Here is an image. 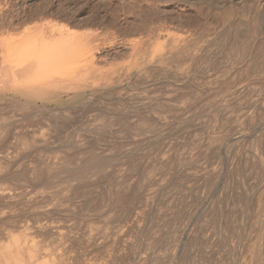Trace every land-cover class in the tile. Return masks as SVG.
<instances>
[{"label":"rangeland","instance_id":"obj_1","mask_svg":"<svg viewBox=\"0 0 264 264\" xmlns=\"http://www.w3.org/2000/svg\"><path fill=\"white\" fill-rule=\"evenodd\" d=\"M5 1L13 2L14 3V2L23 1V0H5ZM53 1H58V0H53ZM73 1H74V4H79V3H82V2L84 3V5H88V4L91 5V3L93 5H97V4H99V5L101 4L102 5L103 4L102 6L100 5V6H97V7L100 8V10L102 11V15H105V16H103V19L105 21V25H102L101 27L91 26L90 29L91 30L94 29L92 31L93 32L95 31L96 34H98L97 37L100 38V39L97 38V41H96V43H98L100 45V47H101V49L98 51L99 52L98 55H100L102 57V59H101V57L99 56V59H100V62H101L100 63L98 61L99 66L102 67L101 69L103 70V72L105 70L109 69V70H107V72L109 71V74L110 75L106 71H105V74H107L108 77L110 76V78H109L110 80L112 79L111 82H109L110 85H112V86H108L109 88H107V89L117 88L120 98L122 97L121 98L122 99L121 100L122 103H120V102L118 103L120 106L118 104H116L114 107L115 108L118 107L117 108V112L121 116H123V117L126 116L127 119H130V120H127V119L126 120H127V122H130L131 124L130 123L123 122V123L119 124V126H122V127H119V128H121V129H119L118 127L112 125V122L109 121L110 119L109 120L105 119L106 121L105 120H98L92 114L91 115L89 114L90 117L84 118L83 121H79L80 123L77 122V125L76 124H75L76 126L74 125L75 126L74 127L75 131L73 129L72 133L70 134V136L71 135L72 136L71 137L69 136L68 139H65V140L66 141L68 140L67 142H71V143L73 141L72 144L74 145V148H77V147L79 148L80 145L81 146L84 145V147H86L87 145H90L89 148L91 150V148L95 144L97 146L95 147V145H94V147L96 148V151L97 152L99 151V152L98 153L97 152H94V153L95 154L97 153L98 156L97 155H95V156L94 155H90V156L86 155V157H84L82 155L83 157L82 156H79L81 158L75 157V158H65V159L64 158H41L40 159V158H32V157L30 158L29 156H25L24 155L23 157H19V158H0V185L1 184L3 185L2 186L3 188L0 186V250L5 245H7L8 243H10V244L14 243V240L13 239L16 240V235H17V238L20 237L21 238V241L24 243V245H23L24 248L27 246V249L28 250H31L32 249L31 248V244L32 243H30V242H33L32 241L33 238H34V241L36 239V241H35L36 243L35 244L36 245L38 244V245H37V247H34L35 244H32V247L33 248H36V250H38V251H36V250L34 251L33 249L31 250V251L37 252V253H35V256H36L35 258L36 259L39 258L40 260H42V257H43V259L46 258L47 261H49V260L50 261H53V264H139V263H141V264H148V263L149 264H154V263L155 264H159V263L160 264H164L166 261H167L166 263H168L169 260H170L169 257H168L169 256L168 253L166 254V257H165V253L168 252V251L165 250L164 247H166L167 243H169L173 239V237H172L173 234L175 236V234H176L175 231L177 232V227L179 226V224L182 223V222H186V220H188V219H191L190 220L191 225L186 228V230L182 234L181 238L178 239V241H179L178 243H179L180 250L186 251V249H187V252H188L189 247H190L189 245H191V243L194 241V240H191V238L193 236L194 237L195 236L198 237L201 234L207 240L209 239L211 241V243H210V241L208 240V242H209L208 245H210V248L208 247L209 248L208 249L209 251H206L207 249H205L206 252L204 251V253L205 254H209L208 256L210 257V259H211L212 255L215 254V255L218 256V258L220 257L222 259V261H221V259L216 258L217 256H215V255H213V257H215V258H212L210 261L207 259L208 260L207 261L206 260V257H208L207 255L206 256H203L200 253V255H201L200 256L199 255V249L195 250L196 249V247H195V248L192 249L193 250L192 251L191 250V247H190V250L192 252L191 251H189V252H191L193 255H191V253H189V252L188 253L190 255L187 252H186V254L185 253L182 254V255L185 254L186 255L185 257L188 256L187 257L188 259H184V257L181 256V259L180 258L171 259L168 264H181V263L183 264V262H184V264L186 262H187L186 264H200L198 262L199 260L203 264H206V263L207 264L208 263L209 264H218V263L220 264L221 262H222L221 264H223V263L224 264H256L254 262L255 260H253L254 259L253 255H250L251 253H250V250H249V247L248 246H249V244H251V242H253V239L255 237V236L253 237V235H255L254 234L255 233V230H254L255 229V225L262 223V221L264 220L263 219L264 218V209L259 208L258 205H255V204H257V199L256 198L259 197L260 195H262L264 193V188H263L264 187V173L260 171V168L261 169H264V167H263L264 166V162H263L264 161V156H263L264 155V145H263L264 144V137H263L264 136V122H263L264 121V117H261V115L264 116V114H263L264 113V109H263L264 108V105H263L264 104V98L262 99V97H264V86H263L264 85V75H263L264 74L263 73L264 72V68L263 69L261 68V70L258 69L259 72L256 71V73H258V74H256V75L254 74L255 79L253 78V75L252 76H249V77L246 76L247 78H245V76H244V78H241L243 81L240 79L237 82H231L232 83L231 84V83H229L231 81V78H230L231 76H230L229 77V80L230 81L228 80V82H226V81H224L226 79L224 78V76H222L223 71L224 70H227V69H230L231 68L230 66H232L233 63L236 62V61L232 57H230L231 55H229V54H233V51L232 50H231L232 53H229V54H226L225 53L226 51L225 52L222 51L219 54V50H217V47H216L215 44L217 42H219V40L221 38H224V35H225V37H227V36L230 35L229 37L233 38L235 36V32H236V35H238L239 37H246L244 35H246V34L248 35L249 34V32H248L249 26L250 25L252 26L255 23L254 21H257L256 23H259L260 26L259 25L258 26L261 27V30H262V32L260 33V35L262 34L261 37L264 38V36H263L264 35V0H154V1L151 0V2H150V0H133L134 2L132 0H73ZM102 1H105L104 3L106 5H104V3ZM147 3H149L150 5L147 4ZM139 4H140V6H139ZM65 6L67 7V9L71 8V6L73 7V5H68L66 3H65ZM106 6H108V7H106ZM232 6H233V8H232ZM243 9H244V11H243ZM148 11H150V12H148ZM151 11H153V12H151ZM222 11L225 12V13H223ZM82 13H85V11H83ZM137 13H139V14H137ZM85 15L84 14H81V15H78L77 17L75 15V17H73V18L71 17L72 19H68L66 17H61L59 15H54V16H49L50 18L48 17V18H46V20L49 19L53 23H57L56 21H58V22H61L62 21L63 23L64 22L65 23H70V27L72 29L76 30L77 32H81V31L83 32V31H85V32L88 33V31L90 32L91 30L90 29H87L86 26H84V25H78V24H76V26L73 25V22H79V21H74L73 20L74 18L75 19H81ZM154 15H156V16H154ZM152 16H153V18H152ZM117 18L119 20H117ZM197 18H199V19H197ZM135 20H136V22H135ZM197 20H198L199 23L197 22ZM114 21H116V22H114ZM36 22H37V20H36ZM139 23H140V25H139ZM143 23H144V25H143ZM256 23H255V25H256ZM16 25H17V28L12 29L11 32H13L14 30H15V32L16 31L18 32V31H21L23 29V28L22 29L19 28V26H21V24H16ZM16 25L13 26V27H16ZM131 25H132L133 28L131 27ZM153 25H154V27H153ZM160 25H162V26H160ZM246 25H247V27H246ZM128 26H129V28H126ZM141 26H143V27H141ZM122 28H124V29H122ZM134 28H135V30H133ZM245 28L246 29L248 28L247 31H246ZM106 31H107V33H106ZM230 31H231V33H230ZM245 31H246V33H245ZM95 32L93 34H95ZM123 33L124 34H127V35H124ZM175 33H176V35H175ZM237 33H239V34H237ZM149 34L152 35L151 38H150V35ZM103 35L106 36V37H104ZM260 35H259V37H260ZM126 37H127V39H126ZM146 37H148V38H146ZM179 37H181V38H179ZM129 38H131L132 40L129 39ZM231 38H229V40H232ZM146 39H148V40H146ZM135 40H137V42ZM182 40H183V43H182ZM185 40H187V41H185ZM130 41L133 44H131ZM139 41H141V42H139ZM215 41H217V42H215ZM109 42H110V45H109ZM161 42H163V43H161ZM178 42H181V43H178ZM140 43H141V46H139ZM134 44L138 45V47L135 46ZM152 44H154V46ZM159 44H161L162 46L159 45ZM173 44L174 45L183 44L186 47L188 46L187 48H185L183 45H181L183 47L182 49H186V53L189 52L188 53L189 55L188 56L185 55V57H183V58H181L179 56L177 58L173 57V60L174 59L175 60L173 61L172 58H171L170 59V60H172L171 63H170V60L168 59L169 60L167 62L168 64L161 63V61L158 58V55L160 57V54L163 51L165 52L167 50L173 49V46H174ZM190 44H191V46L189 47ZM168 46H170V47L168 48ZM126 47H128V48L126 49ZM136 47H137L138 50H136V54L135 53L133 54V52H135L134 50L136 49ZM157 47L158 48L160 47V49L158 50ZM191 47H194L193 50H192ZM114 48H115V50H114ZM161 48H163L164 50H161ZM139 49H141L143 52L141 50H139ZM191 50L192 51H195V52H192ZM129 51H130V55H129ZM217 51H218V53H217ZM228 51H227V53H228ZM137 52H138V54H137ZM131 54H133V55H131ZM132 56L133 57L135 56L134 59H135L136 62L135 61L133 62L134 59H133ZM146 56H147V58H145ZM206 56H208V57H206ZM227 56H228V58H227ZM191 57H192V59H191ZM195 57H197V58H195ZM185 58H188V60H185ZM148 59L150 60L149 62H148ZM197 59H199V61H197ZM200 59H202V61ZM206 59H208V60H206ZM209 59H210V61H209ZM156 60H157V63H156ZM211 60H212V62H211ZM153 61H155V62H153ZM183 61H185V62L183 63ZM232 61H234V62H232ZM123 62L125 64H123ZM130 62H132V63H130ZM165 62L166 61H164V63ZM109 63H110L111 66L108 67V68L105 67V66H108ZM134 63H137V65L134 66L133 65ZM203 63H205V64H203ZM229 63H231V64H229ZM116 64H119L120 66L117 65L118 68L117 67H114V66H116ZM183 64H185L184 66H186L187 64L188 65H187V67H184ZM193 64H195L194 67H193ZM207 64H209V65H207ZM125 65H126L127 68H125ZM131 65H132V67H130ZM164 65H167V66H165L166 67L165 69H164ZM188 66H190L191 68L188 67ZM113 67H114V69H113ZM153 67H154L153 70L156 69L158 71V74L157 73H154L153 74L154 76L152 75L153 78L151 76L150 77L148 76V78H147V76L144 77L145 76L144 73H146L147 70H149V69H151ZM167 67L169 68V70H168ZM182 67H183V69H182ZM104 68H107V69H104ZM130 68H133L132 69L133 71ZM101 69H100V71H101ZM125 69H126V72L124 71ZM129 69H130V71H128ZM142 69H143V71L140 73V71ZM161 69H162V71L159 72ZM191 69H193V70H191ZM135 70L138 71L139 73L138 72H135ZM181 70H183V71H181ZM199 70H200V72H199ZM179 71H181V73ZM124 72H125V74L129 73V75H130V73H132V75H130V76L128 74L125 75ZM195 72H196V74H195ZM113 73L114 74L116 73L115 76L117 78L115 76H113L114 75ZM261 73H263V74H261ZM121 74H123V75H121ZM162 74L164 75L165 78L162 77L163 76ZM259 75L261 77L263 75V79ZM119 76L122 77V78H118ZM113 77L116 79V81H117V79H120V81L118 80L119 82H117V83L115 81V83H116L115 84L114 82H112V81L115 80V79H113ZM125 77L128 78V79H126ZM129 77H131V78H129ZM198 77H199L200 80L198 79ZM250 78H252V80ZM259 79L260 80L262 79L263 82H262V80L260 81ZM123 80H124V82H123ZM245 80H246V82H245ZM240 81L242 83H245V84L243 85ZM131 82H132V84L129 85V83H131ZM146 82L148 84H146ZM255 83H257V84H255ZM126 84H127L128 87L126 86ZM133 84H135V85L133 86ZM238 84L240 86H237ZM246 84H248V85L246 86ZM192 85H193V87H192ZM249 85L251 86L250 89H248L249 88L248 87ZM152 86L153 87L155 86V87L154 88H150ZM233 86L234 87L236 86V87L234 88ZM244 86H245V88L246 87H248V88H246V90H245V92L243 94H239V92L236 91V89L239 88V87H241V89H244L243 88ZM132 88H133V91H131ZM136 88L139 89V91H137ZM149 88L151 89V91H150ZM255 88H257V89H255ZM259 88H262L263 90H260ZM144 89H145V92L146 93L144 92ZM190 89H191L192 94L190 92ZM225 89H226V91L227 90L228 91L226 92ZM233 89H234V92L233 93H235V94H232V92H230ZM247 90H251V91L253 90L251 92L252 94L249 91V95L250 96H247L248 95L247 94L248 93ZM258 90H260L261 93H263V94H261L262 97H261V95H259L260 92ZM102 91L103 90H101L100 93ZM120 91H121V93H120ZM134 91L136 92L135 94H137L139 97L137 95H135V96H137L136 98H138V99L137 100L135 99L136 101H133V103H135V104H133V103L130 102V104L133 105V106H131L129 104V102H128L130 100V98H129L130 95L128 96V94L130 92L132 94H134ZM154 91H155V93H154ZM184 91H185L186 94H184ZM199 91H200V94L198 93ZM236 92H238V93H236ZM141 93H142L143 96L140 95ZM151 93H152V95H151ZM245 93H246V95H245ZM255 93H256V95H255ZM126 94H127V96H126ZM182 94H184V95L182 96ZM228 94H230V95H228ZM117 95L118 94H116L115 96H117ZM123 95H124L125 98L123 97ZM149 95H151V96H149ZM252 95L256 98V100H255L256 104H255V102L254 103L251 102V104L253 103L251 105L250 104V100L251 99H253V100L255 99V98H253ZM146 96H148V97H146ZM243 96H245V99L247 98L248 100L247 99L245 100ZM259 96H260L259 99H261L260 102L262 103V105L259 104L260 102L258 103L259 100H257L258 99L257 97H259ZM149 97H150V99L152 97V99L150 100ZM63 98L67 99L65 96H63ZM183 98H185L184 101H183ZM102 100H104V99L102 98ZM242 100H243L244 103H241ZM253 100H251V101H253ZM130 101H132V100H130ZM246 101L247 102L249 101V103L246 104ZM136 102H138L139 104L136 103ZM182 102H184V103H182ZM125 103L126 104L128 103V104L126 105ZM212 103H213V105H212ZM230 103H232L233 105H231ZM69 105L70 106L71 105H75L74 108H77V109L79 108L80 109V105L81 104H80V101H75V102L68 101V103L65 102V103L58 104V105L57 104L55 105L53 103L51 105H48V107L49 108H53V107H56V106H61V108L64 109L66 107H69ZM134 105H136L135 108H134ZM247 105H249L248 106L249 110H247L248 108L247 109H243L244 106L246 108ZM253 105H255V106L253 107ZM122 106L124 108H122ZM223 106L224 107L226 106L225 107V110L226 111L224 110V107ZM227 106L230 107V108H228ZM138 108H139V110H138ZM77 109H73V110H77ZM124 109H126V110H124ZM229 109H231V110H229ZM236 109L237 110L239 109L238 112H237ZM32 110H34V109H32ZM32 110L30 108H22V111H21V109H19L18 107L17 108L16 107H13L11 109L4 110V111L7 112V113H5V116L4 117L7 118V116L9 115L11 117V119L10 118L5 119V122H7V124L4 122V118L3 119H0V126H1L0 127V129H1L0 130V132H1L0 134L1 135L5 134L4 133L5 132L4 129L11 127V131H12L11 135L12 136H10L9 145H11L13 143H17V146L19 144L21 145V138L18 137L20 135V131L19 130H21L22 126H24V124H26L25 121H23V122L21 121V120H23L22 119L23 118L22 117V112L24 111V112L27 113V112L32 111ZM134 110H137V111H134ZM228 110L231 111V112H229L230 115L227 112ZM19 111H21V112H19ZM246 111H250L249 114H248V112L246 114L245 113ZM251 111H253V112H251ZM254 111H255V113H254ZM17 112H19V113H17ZM143 112L144 113L146 112L147 114L146 113L143 114ZM9 113L12 114L13 116L10 115ZM121 113L124 114L125 116L122 115ZM260 113H261V115H260ZM15 114H16V118H13L15 116ZM17 114H19V115L17 116ZM129 114L132 115V116H129ZM24 115L25 114H23V116ZM144 115H145V119L147 118L146 119L147 121H146V123L144 122V125H143V123H142L143 121L141 120V118ZM235 116H236V118H235ZM132 117H134V118H132ZM223 117L225 118L226 121H228L227 124H224L225 129L229 128L227 131L230 130V132L233 133L234 131L235 132H238L240 129H243V130L245 129L246 130V132H245V130L243 131L244 132V135H243V137H241L242 139L241 138H240L241 140L239 139L241 142L240 141L238 142L237 138H235V135L237 136L238 133H236L235 135L233 134V136L231 135V136L228 137V139H226L227 136L224 133H226L227 131L226 130H222L224 128H221V127H223V123L225 121V120H223L224 119ZM238 117H242V119L239 118L240 120L239 119L237 120L239 123L237 121H234ZM243 117H245V118H243ZM149 118L152 120L151 122H150V119ZM249 118H251V119H249ZM258 118H260L262 120H260ZM145 119H143V120L145 121ZM243 119H244V122H245L244 124L242 123V120ZM256 119H258V120H256ZM229 120L230 121L232 120L233 125H232V122H229ZM17 121H18V123H17ZM95 121L96 122L98 121V122L96 123ZM257 121H259V122L257 123ZM1 122H3V124ZM147 122L148 123H151L152 125L151 124L150 125H147ZM235 122H237V123L235 124ZM141 123H142L143 126L141 125ZM159 123H161V124H159ZM228 123L230 125H228ZM87 124H88V126H87ZM108 124L109 125H112V126H109ZM248 124H250V125H248ZM6 125H8V126H6ZM84 125H85V128H84ZM91 125H93L94 127H92ZM124 125H126V127H124ZM131 125H133L134 128ZM146 125L148 127H146ZM205 125H207V126H205ZM219 126H220V128H219ZM227 126H229V127H227ZM14 127H15V129H14ZM82 127H83V129H82ZM113 127H115V128H113ZM238 127H239V129H238ZM132 128H133V131H132ZM84 129H85V131H84ZM101 129H103L104 131L102 132ZM158 129H160V130H158ZM231 129H232V131H231ZM78 130H81V131L79 132ZM82 130H83V132H82ZM89 131H92L93 133L90 132V134H89L88 133ZM99 131H101V132H99ZM105 131L109 132V134L111 132L112 133L110 135H108V133H105ZM220 131H222L223 133L222 132L220 133ZM123 132L126 133L125 136H124L125 133H123ZM13 133L16 136L18 135L17 133H19V135L17 137L16 136H13ZM100 133L101 134H103V133L106 134L105 138L109 139L110 142H108L107 139H103V140L101 139L102 141L100 139H98V137L100 136L99 135ZM121 133H122V135H120ZM83 134H85V135L88 134V135L85 136ZM117 134H119V135H117ZM139 134L141 136H139ZM257 134L258 135H261V136L263 135L262 136L263 139L261 137H259V138H261L260 141H262V142H261V144L255 146V143H256L255 142L256 141L255 139L258 137ZM96 136H98V137L96 138ZM118 136H119V138H118ZM132 136H134V137H132ZM219 136H221V138L224 137V139H222V141H220L221 138ZM216 137H219V138H216ZM251 137H253L254 139L251 138ZM11 138H13V140L15 142ZM111 138H112V140H111ZM69 139H70V141H69ZM122 139H123V141H122ZM128 139L132 143L129 142ZM217 139H218V142H220V144H219L220 146L217 144L218 143L217 142ZM234 139L236 140V143H235V141H232ZM249 139H252V141L254 140L255 143H252V142L250 143L251 140H249ZM65 140H64V142H65ZM126 140L128 141L127 143H126ZM215 140H216L217 143L215 142ZM86 141L89 144H87ZM105 141H106V143H104ZM11 142H13V143H11ZM76 142H78V144L79 143H81V144L80 145L75 144ZM92 142H93V145H91ZM83 143H85V144H83ZM116 143H117V146H116ZM124 143H125V146H124ZM128 143H129V145H128ZM242 143H244V144H242ZM118 144H120L121 146L120 145L118 146ZM231 144L232 145L234 144V145L232 146ZM253 144H254L255 147L253 146ZM13 145L15 146L16 144H13ZM108 145L109 146L114 145L115 147H117L120 150H118L116 148L117 151H115V147L112 146L114 149L110 151L108 149H111V147H108ZM216 145L218 146V148H217ZM239 145H240V147H239ZM202 146L205 147V148L204 149L203 148H200ZM206 146L208 147V149H207ZM209 146H211V147L209 148ZM242 146H243V148H242ZM260 146H261V148H260ZM197 147H198V149H197ZM20 148L23 149V147H19V149ZM89 148H88V150H89ZM106 148H108V149H106ZM259 148H260V150H259ZM123 149H125V150H123ZM93 150L95 151V149H93ZM201 150L204 151V152H202L204 155L201 154V152H199ZM0 151H1V149H0ZM102 152L104 154L105 153L106 154L104 155ZM196 152L198 154H196ZM211 152H214V153H212V155H211V154H209ZM107 153H110V154H107ZM165 153H166V155H165ZM99 155H100V157H99ZM139 155H144L142 157L141 156L139 157V161H140V165H141L140 168L137 167V166H139V161L137 159L138 158L137 156H139ZM147 155H149V156H147ZM189 155H192V156H189ZM126 156H128V157H126ZM132 156H134V157L136 156V158H134ZM129 157H131V158H129ZM197 157H199V158H197ZM92 158H93V160H92ZM132 158L133 159H136V162L138 161V165L136 167L134 166L135 170L132 169L133 167L131 166V163H130V160ZM193 158L196 159V160H193ZM38 159H40V160H38ZM21 160H23V162ZM79 160H81L82 162L79 161ZM260 160H262V161H260ZM258 161H259V163H258ZM38 162L41 165L44 164L43 167H45L44 169H46L45 175H44L43 179L40 180V181L39 180L36 181L35 179L33 180L32 177H29V175H26V172L24 171V169H26V168L29 169L32 166V164H35V163H38ZM59 162H61V163H59ZM168 162H170V164H172V165H170ZM190 162L191 163L193 162L192 165L190 164ZM163 163L167 165L166 168L163 165ZM7 164H9V165H7ZM49 164H50V166H49ZM53 164H54V167H53ZM168 164L170 166H168ZM194 164H197L198 166L196 167V165H194ZM254 165H257L258 166V170L260 171V172L259 171L258 172L261 173V174H259L258 172L257 173L255 172V174L253 173L254 172L253 171V166ZM194 166L196 167V169H194L195 168ZM173 167H174V170H172L173 173L171 175L170 173H171V169H173ZM239 167H240L241 172L237 173V170L236 169L239 168ZM163 168L166 171H167V168H168V171L169 172L167 171V173H168L167 175H166V172H163ZM137 169H138V171H137ZM151 169H152V171H151ZM250 169H252V171H249ZM72 170H74V171H72ZM75 171H77V172H75ZM147 171H148V173H147ZM183 172H185L186 175L183 174ZM234 172L236 173L235 174V177H237L236 179L234 177ZM161 173L163 174V176H162ZM176 173H177V176H176ZM178 173H179V175H178ZM187 173L190 176H188ZM250 173H252L254 175L257 174V175L256 176H253ZM70 174H71V176H70ZM247 174H250L251 176L250 175H247ZM104 175H105V177H104ZM114 175H116V176H114ZM173 175L176 176V177H174ZM209 175H211V176H209ZM238 175H240V176H238ZM180 176L183 179L179 180L180 179ZM185 176L186 177L188 176V178H190V181H187L186 179H188V178H186ZM215 176L218 177V178H215ZM125 177H127V178H125ZM178 177H179V179H178ZM54 178H55V180H54ZM98 178H99V180H98ZM122 178L123 179H127V182L129 183V186L133 187L134 189H137L136 190V192H137L136 194L138 196H140L141 199L143 197H145V196L147 198L151 196L150 197L151 199L149 198V201L147 202V203H150L151 205H149V204H147V203L144 202L147 205V209H146V205L144 203H142V200L139 197L136 199V201L139 202V205H141V207H140V209H134L129 214V216H130L133 213L131 215L132 217L131 216L129 217L127 214L126 215H122V217L119 216L120 218L114 216V211L112 209L113 207L111 205V199L109 197H107V195H106V191L109 189L108 187H110L111 189L114 188V186L116 187V184H120L119 181L122 180ZM238 178L241 179L240 180V184L238 182L239 181ZM161 179L163 181H161ZM175 179H176L177 182L172 183V182L175 181ZM81 180L82 181L84 180V181L82 182ZM91 180L93 182H95L96 180H98L100 182V186H98V190L97 191H99V193L105 192V195H106V198L105 197L103 198L104 201H102V199H97L98 201H102L101 204H100V202H97V200H95V201H92L91 200L92 203L95 202L93 204L94 207L92 206V203L89 202V199H87V197L88 198H90L91 196L95 197V195H97V194H95L97 192L96 190H95L96 192L94 191V193H91V195H89V196L83 194L84 197H82L83 195L82 196L81 195H79V196L75 195L74 196V195H72V192L70 193V191L72 190V187H73L74 184H80V182H82L84 184L86 181H89L88 183L86 182L87 184L85 183L86 186H88V184H92L93 183ZM109 180H111V181H109ZM236 180L238 182L237 184H236ZM241 181H242V183H241ZM158 182L161 183V185ZM185 182H187V183L189 182L188 183V186L190 187V189L186 185L187 183H185ZM200 182H202V185H201ZM107 183L109 185H106ZM171 183H172V185H171ZM231 183H232V185H231ZM158 184L161 186V188H160V186ZM178 184H181L182 190H180L181 188L179 189ZM258 184L261 186V188H260V186ZM261 184L263 185V187H262ZM55 185L57 186V188H56ZM226 185H229V188H227ZM237 185L241 186L240 189L241 188L242 189L241 190H236L235 189L234 190V192L236 191L235 192L236 193L235 195L236 196H238V195L241 196V193H242V196L247 195L245 197H247V199L250 197V199H248V201L250 202L249 205L250 204L251 205H250V207L248 205L249 208L246 210V212L244 214L243 213L241 214V212L238 209V207L236 208L233 205L232 200L228 199L230 201L225 200V202H224V200H222L223 202L220 203V205H221V206L219 205L220 207L218 206L219 208H218L217 212L218 213H220V211L226 212V213H224V212L223 213L225 214L224 215V218H226L227 221L229 220V219H227V217L230 216V213H231L230 210L231 209H232L231 211H233V209H234V211L231 213V217L234 214L239 215V216H237V219H234V218H236V215H234L232 217V220H231V222H233V224L235 225V228H236V232L235 233L236 234L230 233V235L226 236V237H228V240H226V238L223 239L221 237V236L224 235V233H223V230L220 229V226L219 225H217V224L214 225V223H213V225H214L213 226L209 222L210 224L208 223V225L210 227L207 225V223L205 224L206 226H208L209 229L206 228V226H204V221L206 219L205 218L206 216L204 215V213L207 212L208 211L207 208L210 207L209 206V203H210L209 201H211L213 199L215 201L217 199L216 202H218V200L219 199L221 200V198L223 199V197L224 198H227L226 196H223V194H225V195L227 194L228 195V192H229V195H228L229 197H234L235 195L233 196L234 192L232 190L234 188H237ZM4 186H5V188H4ZM168 186H169V188H167ZM182 186L186 187V190L187 189L188 190L185 192V190L183 189L184 187H182ZM195 186H199V187H195ZM211 186H213V187L211 188ZM239 186H238L237 189H239ZM224 187H226L227 189L226 188L224 189ZM19 188H20V190H19ZM177 188L181 192L178 191ZM231 188H233V189H231ZM101 189H102V191H101ZM155 189H157V192H156ZM169 189H171V190H169ZM260 189L261 190L263 189L262 190L263 193L261 192ZM17 190H19V192ZM229 190L232 191L231 194H230V191ZM242 190H243V192H240ZM176 191H178V192H176ZM17 192H18V194H17ZM26 192L27 193L29 192V193L27 194ZM153 192H154V195H153ZM182 192L185 193V197L183 196V193ZM222 192H224V193H222ZM1 193H2V195H1ZM4 193H6V194H4ZM178 193H180V194H178ZM200 193H202V194H200ZM7 194H8V196H7ZM69 194H70V196H69ZM152 195L154 196V199L155 200L152 198ZM220 195H221V198H220ZM174 197H175V199H174ZM181 198H182V200H181ZM139 199L141 200V202L139 201ZM152 199H153V201H152ZM11 200H13V201H11ZM162 200L163 201L165 200V201L163 202ZM174 200H175V202H174ZM177 201H178V204H177ZM169 202H171V203H169ZM251 202H253V204ZM88 203H90L91 206H88L89 205ZM168 203H169V205H168ZM174 203H176V205ZM96 204H98V205L100 204V205L97 207ZM104 206H105V208H104ZM144 206H145V209L146 210H144V208H143ZM156 206L158 208H159V206H161V209L159 208L160 210H157L158 208ZM167 206L170 207L171 209L173 207L174 210H171V213H172V211H175L177 213L176 217H174L175 214H176L175 212H174L175 214L172 213L173 216L171 215V213H169V215H168V216H171V217L176 218L175 220L173 218L168 219L167 216L165 217L163 215V213H162L161 210L166 209ZM225 206H228V207H225ZM255 206H256V208H255ZM257 206H258V208L260 210L261 209L262 210L261 211L258 210ZM63 207H65V208H63ZM101 208H102V210L100 211ZM142 208H143L144 211H142ZM155 208H157V209L155 210ZM227 208H228V210H227ZM136 210H137V212H136ZM139 210L141 211V213H140ZM178 210H180V211H178ZM110 211H113V212H110ZM156 211H158V212L160 211L161 212V213L159 212L160 215H157V212ZM258 211H260V213ZM168 212H170V211H168ZM110 213H112L111 214L112 216L110 215ZM145 213H146V216L145 215H141V214H145ZM189 214H191V215H189ZM258 214H259V216H258ZM133 215H135V216L133 217ZM162 215H163L164 218L162 217ZM157 216H160V217L158 218ZM142 217H143V219H142ZM154 218H155V220H154ZM162 218L164 220L167 218L168 221L171 222V223L170 222H167V219H166V221H165L166 223H165L164 227H166L167 224H168V226H167L168 228L167 227L166 228H163L164 220ZM159 219L162 220L163 222L160 221ZM178 219H179V223L176 224L175 222H177ZM180 219H182V220H180ZM136 220H137V223H136ZM152 220H154V225L152 223L153 222ZM138 221H140V222H138ZM234 221H235V223L237 222V224H235ZM256 221H257V223H256ZM146 223L147 224H150L151 227H150V225H147ZM156 223H158V224H157L156 227H154L156 225ZM160 223H162V224L160 225ZM172 223L175 226L177 225V227L173 226ZM42 226H43L44 229L42 228ZM137 226H138V228H137ZM139 226H140L141 229H139ZM217 226H219V227H217ZM159 227L160 228H163V229H161V232L157 229ZM240 227H241V229H245L244 232H243L245 234H242V233L239 232L240 231L239 230ZM153 228L155 229V231H159L160 232V235H159V232H156L153 235L152 234L153 232L151 233V231H154ZM170 228L173 229L172 232H171L173 234L170 233V231H171ZM202 228H205L206 230L208 229L207 230L208 232L205 229H203L204 230L203 231ZM128 229H129V231H128ZM23 230H25V231H23ZM26 230H27V232H26ZM192 230H193V232L194 231L195 232L193 233ZM165 231H166V233H164ZM200 231H203V232L201 233ZM122 232H125V233H122ZM198 232H200V233H198ZM11 233L13 234V236L11 235ZM147 233L149 235L150 234L152 235V236H150L151 238L149 237V235ZM191 233L193 234V236L191 235ZM161 234L165 238H162ZM169 234H171L172 236L169 235ZM99 235H100V237H99ZM168 235L171 236L172 239L170 237H168ZM158 236H160L162 239H160ZM209 236L212 237V238H210ZM216 236H218V237H216ZM229 236L234 241L231 242V239H230ZM30 237H33V238H30ZM152 237L157 238V240L153 238V240L156 243L155 242L153 243ZM166 237H167V239H166ZM41 238H43V239H41ZM235 238H237V239H235ZM29 239L30 240L32 239V240L30 241ZM159 239H160V241H159ZM188 239H189V241H188ZM222 239H223V242L221 244L220 240H222ZM17 240H16V242H17ZM149 240L152 241L153 244ZM161 240H166V241L169 240V241H167V242L164 241V243L166 242L165 243L166 245H164L163 241H161ZM217 240L220 242V245L217 242ZM224 240H226V241H224ZM235 240H236V243H235ZM263 240H264V237H262V242H263V246H264V241ZM19 241H18V244H19ZM83 241H84V243H83ZM212 241H213V243H212ZM229 241H230V243L232 245L230 243H228ZM27 242H29L30 245ZM158 242H159L160 245L158 244ZM247 242H249V243H247ZM25 243H27L30 247L28 248V245L25 246ZM184 243H186V244L189 243L188 244L189 247L186 244L184 245ZM39 244H42V245L39 246ZM151 244H152V247H151ZM154 244H155V246H154ZM80 245H81V247H80ZM148 245H149V249H148ZM221 245L224 246V247H222ZM38 246L42 250H43L44 247L47 248L48 250H46L44 248L45 251H42ZM125 246H126V249H125ZM128 246H130V248ZM186 246H187V248H186ZM156 247H158V248H156ZM244 247H246V248H244ZM21 248H23V247H21ZM217 248H220L221 249L220 250L221 252H219V249H217ZM183 249H185V250H183ZM224 249H226L225 250V253H223ZM26 250H23L22 253L25 256L22 255V257H25L27 259L29 253H27L28 250L27 251ZM123 250H124V252H123ZM145 250H148V251L146 252ZM162 250H163V252H164V250L166 252L163 253ZM31 251H28V252H31ZM151 251H152V253H151ZM34 252H32V253H34ZM38 252H39V254H38ZM160 252H162V253H160ZM213 252H215V253H213ZM211 253H212V255H211ZM244 253H246V254H244ZM36 254H38V256ZM40 254H42V255L40 256ZM163 254H164V256H162ZM140 255H142L143 257H141ZM226 255L228 256V259H227ZM52 257H53V259H52ZM189 257L191 259L190 261H188L189 260ZM197 257H198V259H197ZM204 257H205V259H204ZM32 258H34V256ZM35 258H34L33 261H35ZM116 258H118V259H116ZM26 259H24V260L26 261ZM162 259H163V261H161ZM179 259H180V261H179ZM203 259H204V262L205 263L203 262ZM27 260H29V257H28ZM40 260L37 259V264L40 263V262L38 263V261H40ZM154 260H156V261H154ZM181 260H182V262H181ZM185 260H187V261L185 262ZM196 260H198V261H196ZM215 260H216V262H215ZM244 260H247V263ZM0 261H1L0 264H2L3 260H1V258H0ZM33 261L31 259V262H33ZM50 261H49V264H52V262H50ZM192 261H194V263ZM26 262H24V263H26ZM44 262H46V261H42L40 264H42V263L44 264ZM61 262H63V263H61ZM142 262H144V263H142ZM4 263H5V261H4ZM263 263L264 262H262V263L261 262L260 263L258 262L257 264H263Z\"/></svg>","mask_w":264,"mask_h":264},{"label":"bare ground","instance_id":"obj_2","mask_svg":"<svg viewBox=\"0 0 264 264\" xmlns=\"http://www.w3.org/2000/svg\"><path fill=\"white\" fill-rule=\"evenodd\" d=\"M133 1V0H132ZM154 1V0H153ZM103 3L105 2V1H102ZM131 2V1H130ZM134 2V1H133ZM150 2H151V0H150ZM65 3L66 4H68V5H73V7L71 6V8H69V9H67V7L65 6ZM99 3V2H98ZM147 4H149V3H147ZM101 5V4H100ZM99 4H97V5H93L92 3H91V5L90 4H88V5H84V3L82 2V3H79V4H74V1L73 0H58V1H53V0H23V1H18V2H8V1H5V0H0V119H3L4 118V122H5V119H8V118H10L11 119V117L9 116H7V118H5L4 116H5V113H7L6 111H4V110H8V109H11V108H13V107H18L19 109H21V111H22V108H30L31 110L32 109H34V110H32V111H29V112H22V119L23 120H21L22 122L23 121H25L26 122V124H24V126H22V128H21V130H19L20 131V135H19V133H17L18 135V137H20L21 138V145L19 144L18 146L19 147H23V149H19V147L17 146V143H13V142H11V143H13V144H16L15 146L13 145V144H11V145H9V139H10V136H12L11 135V133H12V131H11V127H9V128H5L4 130H5V134H3V135H1L0 134V149H1V151H0V158H19V157H23L24 155L25 156H29L30 158L32 157V158H75V157H77V158H81V157H79V156H84V157H86V155H88V156H90V155H97V153L99 152H97L96 151V146L97 145H95V147H94V145H93V142L91 143V145H93V149H95V151L91 148V150H90V145H87L86 147H84V145H80L81 143H79L78 144V142H76L75 144H78V145H80L79 146V148L77 147V148H74V145L72 144L73 143V141H72V143L71 142H67L65 139H68V137L70 136V134L72 133V131H73V129H74V127L77 125V122L78 123H80L79 121H83V119L84 118H87V117H90V115L92 114V115H94V117H96V119H98V120H105V119H107V120H109L110 122H112V125H114V126H116V127H122V126H119V124H121V123H123V122H125V123H130V122H127V120H130V119H127L126 118V116L124 115V114H122V115H124L125 117H123V116H121L118 112H117V108H115L114 106L116 105V104H118L119 102L120 103H122L121 102V98H120V96H119V93H118V90H117V88H113V89H107V88H109L108 86H112V85H110V83L109 82H111V80L109 79L110 78V76L108 77L107 76V74H105V71L107 72V70H109V69H107L108 67H110L111 65H110V63H109V65L108 66H105V67H107V68H104V69H107V70H105L104 72H103V70L101 69L102 67H100L99 66V63H98V61L100 62V59H99V56L100 55H98V51L101 49V47H100V45L98 44V43H96V41H97V38H99V37H97V35L98 34H96V32H95V34H93L94 32L92 31V30H94V29H90V27L91 26H97V27H101L102 25H105V21H104V19H103V16H105V15H102V11L100 10V8H98L97 6H100ZM103 5V4H102ZM101 5V6H102ZM104 5H106L105 3H104ZM109 5V4H108ZM150 5V4H149ZM66 8H65V7ZM110 6V5H109ZM139 6H140V4H139ZM246 6V5H245ZM255 6V5H254ZM104 7V6H103ZM106 7H108V6H106ZM114 7V6H113ZM144 7V6H143ZM235 7V6H234ZM102 8V7H101ZM134 8V7H133ZM232 8H233V6H232ZM244 8V7H243ZM107 9V8H106ZM153 9V8H152ZM110 10V9H109ZM229 10V9H228ZM83 11H85V13H82ZM128 11V10H127ZM131 11V10H130ZM225 11V10H224ZM243 11H244V9H243ZM129 12V11H128ZM143 12V11H142ZM141 12V13H142ZM148 12H150V11H148ZM151 12H153V11H151ZM160 12V11H159ZM219 12V11H218ZM223 12V11H222ZM236 12V11H235ZM134 13V12H133ZM209 13V12H208ZM223 13H225V12H223ZM222 13V14H223ZM81 14H86L85 16H83L81 19H73L74 21H79V22H73V25H75L76 26V24H78V25H84V26H86V28L87 29H90L91 31L89 32L88 31V33L87 32H85V31H81V32H77L76 30H74V29H72L71 27H70V23H63L62 21V23L61 22H58V21H56L57 23H53L51 20H49V19H47L46 20V18H48L49 16H54V15H59V16H61V17H66V18H68V19H72L73 17H75V15H76V17L78 16V15H81ZM113 14V13H112ZM135 14V13H134ZM137 14H139V13H137ZM233 14V13H232ZM133 15V14H132ZM144 15V14H143ZM151 15V14H150ZM153 15V14H152ZM218 15V14H217ZM227 15V14H226ZM225 15V16H226ZM248 15V14H247ZM111 16V15H110ZM154 16H156V15H154ZM224 16V17H225ZM228 16V15H227ZM226 16V17H227ZM258 16V15H257ZM72 17V18H71ZM134 17V16H133ZM139 17V16H138ZM151 17V16H150ZM232 17V16H231ZM50 18V17H49ZM79 18V17H78ZM152 18H153V16H152ZM190 18V17H189ZM250 18V17H249ZM254 18V17H253ZM61 19V18H60ZM109 19V18H108ZM144 19V18H143ZM191 19V18H190ZM195 19V18H194ZM197 19H199V18H197ZM247 19V18H246ZM259 19V18H258ZM36 20H37V22H36ZM49 20V21H48ZM107 20V19H106ZM117 20H119L118 18H117ZM116 20V21H117ZM35 21V22H34ZM116 21H114V22H116ZM140 21V20H139ZM194 21V20H193ZM232 21V20H231ZM253 21V20H252ZM34 22V23H33ZM135 22H136V20H135ZM142 22V21H141ZM197 22H198V20H197ZM237 22V21H236ZM255 23L257 22V21H254ZM33 23V24H32ZM190 23V22H189ZM195 23V22H194ZM199 23V22H198ZM255 23L251 26H249V29H248V32H249V34L247 35H244V36H246V37H239L238 35H236V32H235V36L233 37V38H231V37H229V36H227V37H225V35H224V38H221L220 40H219V42H217V41H215V42H217L215 45H216V47H217V50H219V54H220V52H222V51H226L225 53L226 54H229V53H232V51H233V54H229V55H231L230 57H232L236 62H234V61H232V62H234L233 63V67L232 66H230L231 68L230 69H227V70H224L223 71V74H222V76H224V78L226 79V80H224V81H226V82H228V80H229V77L231 78V81L229 82V83H231V82H237V81H239L241 78H244V76H245V78H247L246 76H252L253 75V78L255 79V76H254V74L256 75V74H258V73H256V71H258V69H260L261 70V68L263 69L264 68V38L263 37H261L262 36V34L260 35V33L262 32V30H261V27H259L260 25H259V23H256V25H255ZM16 24H21V26H19V28H23L21 31H16L15 32V30L13 31V32H11V30L12 29H14V28H17V25ZM108 24V23H107ZM146 24V23H145ZM187 24V23H186ZM252 24V23H251ZM16 25V27H13V26H15ZM72 25V24H71ZM139 25H140V23H139ZM143 25H144V23H143ZM197 25V24H196ZM259 25V26H258ZM127 26V25H126ZM146 26V25H145ZM160 26H162V25H160ZM193 26V25H192ZM107 27V26H106ZM131 27H132V25H131ZM135 27V26H134ZM141 27H143V26H141ZM153 27H154V25H153ZM158 27V26H157ZM246 27H247V25H246ZM85 28V29H86ZM113 28V27H112ZM126 28H129V26L128 27H126ZM133 28V27H132ZM162 28V27H161ZM204 28V27H203ZM231 28V27H230ZM96 29V28H95ZM118 29V28H117ZM122 29H124V28H122ZM144 29V28H143ZM150 29V28H149ZM206 29V28H205ZM246 29V28H245ZM247 29H246V31H247ZM100 30V29H99ZM106 30V29H105ZM110 30V29H109ZM112 30V29H111ZM132 30V29H131ZM133 30H135V28L133 29ZM138 30V29H137ZM208 30V29H207ZM243 30V29H242ZM87 31V30H86ZM122 31V30H121ZM148 31V30H147ZM151 31V30H150ZM153 31V30H152ZM227 31V30H226ZM246 31H245V33H246ZM109 32V31H108ZM170 32V31H169ZM238 32V31H237ZM241 32V31H240ZM243 32V31H242ZM102 33V32H101ZM106 33H107V31H106ZM110 33V32H109ZM114 33V32H113ZM120 33V32H119ZM137 33V32H136ZM147 33V32H146ZM149 33V32H148ZM158 33V32H157ZM168 33V32H167ZM173 33V32H172ZM230 33H231V31H230ZM244 33V32H243ZM105 34V33H104ZM124 34V33H123ZM221 34V33H220ZM227 34V33H226ZM234 34V33H233ZM237 34H239V33H237ZM102 35V34H101ZM124 35H127V34H124ZM150 35V34H149ZM175 35H176V33H175ZM178 35V34H177ZM212 35V34H211ZM210 35V36H211ZM259 35H260V37H259ZM104 36V35H103ZM109 36V35H108ZM151 36L152 35H150V38H151ZM182 36V35H181ZM264 36V35H263ZM104 37H106V36H104ZM112 37V36H111ZM129 37V36H128ZM131 37V36H130ZM231 38L232 40H229V38ZM102 38V37H101ZM125 38V37H124ZM146 38H148V37H146ZM179 38H181V37H179ZM191 38V37H190ZM211 38V37H210ZM219 38V37H218ZM100 39V38H99ZM98 39V40H99ZM116 39V38H115ZM126 39H127V37H126ZM129 39H131V38H129ZM128 39V40H129ZM134 39V38H133ZM184 39V38H183ZM103 40V39H102ZM123 40V39H122ZM127 40V41H128ZM132 40V39H131ZM146 40H148V39H146ZM190 40V39H189ZM216 40V39H215ZM218 40V39H217ZM136 42H137V40H135ZM143 41V40H142ZM171 41V40H170ZM185 41H187V40H185ZM205 41V40H204ZM208 41V40H207ZM112 42V41H111ZM115 42V41H114ZM139 42H141V41H139ZM152 42V41H151ZM195 42V41H194ZM206 42V41H205ZM128 43V42H127ZM130 43L131 44H133L131 41H130ZM143 43V42H142ZM153 43V42H152ZM161 43H163V42H161ZM177 43V42H176ZM178 43H181V42H178ZM182 43H183V40H182ZM200 43V42H199ZM120 44V43H119ZM139 44V43H138ZM109 45H110V42H109ZM130 45V44H129ZM135 46H137L138 47V45H136V44H134ZM143 45V44H142ZM153 46H154V44H152ZM159 45H161V44H159ZM172 45V44H171ZM170 45V46H171ZM174 45V44H173ZM181 45H183V44H177V45H174L173 46V49H170V50H167V51H163L161 54H160V57H159V55H158V58H159V60L161 61V63H163V64H168L167 62L172 58V60H173V57H175V58H177L178 56L179 57H181V58H183V57H185V55L186 56H188L189 54V52L188 53H186V49H182L183 47L181 46ZM187 45V44H186ZM196 45V44H195ZM134 46V47H135ZM139 46H141V43H140V45ZM151 46V45H150ZM162 46V45H161ZM170 46H168V48L170 47ZM184 46V45H183ZM191 46V44L189 45V47ZM193 46V45H192ZM198 46V45H197ZM202 46V45H201ZM208 46V45H207ZM109 47V46H108ZM120 47V46H119ZM125 47V46H124ZM130 47V46H129ZM137 47H136V49L134 50L135 52H133V54L135 53L136 54V50H138L137 49ZM165 47V46H164ZM185 48H187L186 46H184ZM112 48V47H111ZM116 48V47H115ZM115 48H114V50H115ZM128 47H126V49H127ZM133 48V47H132ZM153 48V47H152ZM158 48V47H157ZM172 48V47H171ZM192 48V50H193V48L194 47H191ZM160 49V47L158 48V50ZM206 49V48H205ZM119 50V49H118ZM139 50H141V49H139ZM157 50V51H158ZM161 50H164L163 48H161ZM160 50V51H161ZM191 50V51H192ZM207 50V49H206ZM229 50V51H228ZM232 50V51H231ZM107 51V50H106ZM113 51V50H112ZM142 51V50H141ZM153 51V50H152ZM156 51V52H157ZM227 51H228V53H227ZM143 52V51H142ZM151 52V51H150ZM192 52H195V51H192ZM210 52V51H209ZM223 52V53H224ZM148 53V52H147ZM191 53V52H190ZM217 53H218V51H217ZM133 54H131V55H133ZM137 54H138V52H137ZM150 54V53H149ZM159 54V53H158ZM202 54V53H201ZM222 54V53H221ZM128 55V54H127ZM129 55H130V51H129ZM145 55V54H144ZM203 55V54H202ZM209 55V54H208ZM108 56V55H107ZM117 56V55H116ZM123 56V55H122ZM136 56V55H135ZM135 56L133 57V59L135 58ZM101 57V56H100ZM193 57V56H192ZM192 57H191V59H192ZM206 57H208V56H206ZM229 57V58H230ZM145 58H147V56L145 57ZM149 58V57H148ZM180 58V59H181ZM195 58H197V57H195ZM200 58V57H199ZM227 58H228V56H227ZM101 59H102V57H101ZM132 59V60H133ZM157 59V58H156ZM169 59V60H168ZM211 59V58H210ZM210 59H209V61H210ZM231 59V58H230ZM229 59V60H230ZM84 60V61H83ZM108 60V59H107ZM153 60V59H152ZM172 60H170V63H171V61ZM175 60V59H174ZM173 60V61H174ZM185 60H188V58H185ZM201 61H202V59H200ZM206 60H208V59H206ZM219 60V59H218ZM116 61V60H115ZM135 61V59L133 60V62ZM141 61V60H140ZM147 61V60H146ZM150 60L148 59V62H149ZM164 61H166L165 63H164ZM197 61H199V59H197ZM196 61V62H197ZM223 61V60H222ZM110 62V61H109ZM136 62V61H135ZM153 62H155V61H153ZM185 61H183V63H184ZM211 62H212V60H211ZM101 63V62H100ZM105 63V62H104ZM107 63V62H106ZM121 63V62H120ZM119 63V64H120ZM130 63H132V62H130ZM129 63V64H130ZM140 63V62H139ZM156 63H157V60H156ZM160 63V64H161ZM108 64V63H107ZM119 64H116V66H114V67H117V65H119ZM123 64H125L124 62H123ZM128 64V63H127ZM196 64V63H195ZM195 64H193V67H194V65ZM201 64V63H200ZM203 64H205V63H203ZM229 64H231V63H229ZM134 66H136L137 65V63H134L133 64ZM156 65V64H155ZM162 65V64H161ZM175 65V64H174ZM185 64H183V66H184ZM188 65V64H187ZM187 65L186 66H184V67H187ZM198 65V64H197ZM207 65H209V64H207ZM212 65V64H211ZM120 66V65H119ZM128 66V65H127ZM160 66V65H159ZM165 66H167V65H164V69L166 68ZM114 67H113V69H114ZM130 67H132V65L130 66ZM147 67V66H146ZM156 67V66H155ZM162 67V66H161ZM160 67V68H161ZM188 67H190V66H188ZM192 67V68H193ZM198 67V66H197ZM202 67V66H201ZM205 67V66H204ZM216 67V66H215ZM227 67V66H226ZM118 68V67H117ZM125 68H127L126 67V65H125ZM141 68V67H140ZM157 68V67H156ZM159 68V69H160ZM168 68V67H167ZM191 68V67H190ZM207 68V67H206ZM100 69H101V71H100ZM111 69V68H110ZM112 69V70H113ZM116 69V68H115ZM121 69V68H120ZM131 70L133 69V68H130ZM130 69L128 70V71H130ZM154 69V67L153 68H151V69H149V70H147L146 71V73H144V77H146L147 76V78H148V76L150 77H152V75L154 74V73H157L158 74V71L156 72L155 70H153ZM163 69V68H162ZM162 69L159 71V72H161L162 71ZM178 69V68H177ZM176 69V70H177ZM182 69H183V67H182ZM197 69V68H196ZM199 69V68H198ZM226 69V68H225ZM117 70V69H116ZM137 70V69H136ZM135 70V72H138V71H136ZM168 70H169V68H168ZM187 70V69H186ZM191 70H193V69H191ZM190 70V71H191ZM125 72H126V69L124 70ZM133 71V70H132ZM143 71V69L140 71V73ZM166 71V70H165ZM181 71H183V70H181ZM181 71H179L180 73H181ZM189 71V70H188ZM198 71V70H197ZM205 71V70H204ZM115 72V71H114ZM117 72V71H116ZM122 72V71H121ZM125 72H124V74H125ZM168 72V71H167ZM199 72H200V70H199ZM198 72V73H199ZM202 72V71H201ZM259 72V71H258ZM108 74H109V71L107 72ZM134 73V72H133ZM139 73V72H138ZM163 73V72H162ZM166 73V72H165ZM264 73V72H263ZM263 73H261V74H263ZM114 74V73H113ZM116 74V73H115ZM115 74L113 75V76H115ZM128 75H129V73H127ZM127 74H125V75H127ZM160 74V73H159ZM164 74V73H163ZM162 74V75H163ZM195 74H196V72H195ZM260 74V75H261ZM110 75V74H109ZM121 75H123V74H121ZM130 75H132V73H130ZM129 75V76H130ZM136 75V74H135ZM168 75V74H167ZM176 75V74H175ZM209 75V74H208ZM259 75V76H260ZM264 75V74H263ZM263 75H262V79H263ZM139 76V75H138ZM154 76V75H153ZM170 76V75H169ZM191 76V75H190ZM258 76V75H257ZM116 77V76H115ZM133 77V76H132ZM158 77V76H157ZM156 77V78H157ZM162 77H164V75L162 76ZM196 77V76H195ZM201 77V76H200ZM209 77V76H208ZM221 77V76H220ZM259 77V78H260ZM117 78V77H116ZM118 78H122V77H118ZM124 78V77H123ZM126 78V77H125ZM129 78H131V77H129ZM135 78V77H134ZM138 78V77H137ZM143 78V77H142ZM146 78V79H147ZM153 78V77H152ZM155 78V77H154ZM165 78V77H164ZM207 78V77H206ZM223 78V77H222ZM258 78V77H257ZM113 79H115L114 77H113ZM126 79H128V78H126ZM150 79V78H149ZM194 79V78H193ZM198 79H199V77H198ZM197 79V80H198ZM251 80H252V78H250ZM261 79V80H262ZM110 80V81H109ZM120 81V79H117V81H116V79L114 80V81H112V82H114L115 83V81H116V83L117 82H119ZM143 80V79H142ZM148 80V79H147ZM157 80V79H156ZM200 80V79H199ZM205 80V79H204ZM242 80V79H241ZM258 80V79H257ZM260 80V79H259ZM260 80V81H261ZM122 81V80H121ZM134 81V80H133ZM144 81V80H143ZM155 81V80H154ZM192 81V80H191ZM195 81V80H194ZM193 81V82H194ZM206 81V80H205ZM243 81V80H242ZM254 81V80H253ZM123 82H124V80H123ZM129 82V81H128ZM166 82V81H165ZM176 82V81H175ZM241 82V81H240ZM239 82V83H240ZM245 82H246V80H245ZM262 82H263V80H262ZM115 83V84H116ZM127 83V82H126ZM142 83V82H141ZM153 83V82H152ZM185 83V82H184ZM197 83V82H196ZM225 83V82H224ZM228 83V84H229ZM242 83V82H241ZM259 83V82H258ZM113 84V83H112ZM124 84V83H123ZM130 84H132V82L131 83H129V85ZM146 84H148L147 82H146ZM157 84V83H156ZM159 84V83H158ZM163 84V83H162ZM165 84V83H164ZM191 84V83H190ZM232 84V83H231ZM243 85L245 84V83H242ZM255 84H257V83H255ZM135 84H133V86H134ZM144 85V84H143ZM150 85V84H149ZM194 85V84H193ZM193 85H192V87H193ZM236 85V84H235ZM248 84H246V86H247ZM251 85V84H250ZM248 86V87H246V88H248V89H250V87L251 86ZM126 86H127V84H126ZM132 86V87H133ZM145 86V85H144ZM151 86V85H150ZM197 86V85H196ZM203 86V85H202ZM237 86H240L239 84L237 85ZM253 86V85H252ZM262 86V85H261ZM264 86V85H263ZM128 87V86H127ZM126 87V88H127ZM155 87V86H154ZM153 86L152 87H150V88H154ZM158 87V86H157ZM178 87V86H177ZM201 87V86H200ZM208 87V86H207ZM227 87V86H226ZM234 87V86H233ZM236 87V86H235ZM234 87V88H235ZM260 87V86H259ZM121 88V87H120ZM123 88V87H122ZM125 88V87H124ZM149 88V89H150ZM163 88V87H162ZM244 89H241V87H239V88H237L236 89V91H238L239 92V94H243L244 92H245V90H246V88H245V86L243 87ZM253 88V87H252ZM131 89V88H130ZM137 89V88H136ZM143 89V88H142ZM147 89V88H146ZM193 89V88H192ZM229 89V88H228ZM255 89H257V88H255ZM260 90H263L262 88H259ZM101 90H103L101 93H100V91ZM124 90V89H123ZM135 90V89H134ZM194 90V89H193ZM224 90V89H223ZM254 90V89H253ZM252 90V91H253ZM260 90H258L259 92H260V94L259 95H261V94H263V93H261V91ZM131 91H133V88H132V90ZM137 91H139V89H137ZM150 91H151V89H150ZM153 91V90H152ZM177 91V90H176ZM182 91V90H181ZM202 91V90H201ZM225 91H226V89H225ZM228 91V90H227ZM226 91V92H227ZM230 91V90H229ZM249 91H250V93L252 92L251 90H247V96H250L249 95ZM124 92V91H123ZM144 92H145V89H144ZM143 92V93H144ZM148 92V91H147ZM190 92H191V89H190ZM194 92V91H193ZM230 92H232V94H235V93H233L234 92V89L232 90V91H230ZM238 92H236V93H238ZM256 92V91H255ZM263 92V91H262ZM120 93H121V91H120ZM131 93V92H130ZM128 94V96L130 95V100H132V101H128L129 102V104H130V102L131 103H133V101H136L138 98H136L138 95L137 94H135L136 92L134 91V94ZM139 93V92H138ZM146 93V92H145ZM144 93V94H145ZM149 93V92H148ZM154 93H155V91H154ZM195 93V92H194ZM199 94H200V91L198 92ZM197 93V94H198ZM219 93V92H218ZM224 93V92H223ZM229 93V92H228ZM254 93V92H253ZM116 94H118L117 96H115ZM184 94H186L185 93V91H184ZM184 94H182V96L184 95ZM191 94H192V92H191ZM213 94V93H212ZM217 94V93H216ZM252 94V93H251ZM121 95V94H120ZM125 95V94H124ZM124 95H123V97H124ZM135 95H137V96H135ZM140 95H142V93L140 94ZM148 95V94H147ZM151 95H152V93H151ZM151 95H149V96H151ZM188 95V94H187ZM186 95V96H187ZM223 95V94H222ZM226 95V94H225ZM228 95H230V94H228ZM227 95V96H228ZM245 95H246V93H245ZM254 95V94H253ZM252 95V96H253ZM255 95H256V93H255ZM63 96H65L67 99H65V98H63ZM119 96V97H118ZM126 96H127V94H126ZM143 96V95H142ZM158 96V95H157ZM178 96V95H177ZM181 96V97H182ZM203 96V95H202ZM212 96V95H211ZM139 97V96H138ZM146 97H148V96H146ZM185 97V96H184ZM244 97V99H245V96H243ZM261 97H262V95H261ZM102 98L104 99V100H102ZM125 98V97H124ZM123 98V99H124ZM186 98V97H185ZM185 98H183V101H184V99ZM188 98V97H187ZM190 98V97H189ZM201 98V97H200ZM253 98H255L254 96H253ZM258 99L257 100H259L258 101V103L260 102V100L261 99H259L260 98V96L259 97H257ZM264 97H262V99H263ZM64 99V100H63ZM136 99V100H135ZM145 99V98H144ZM149 99H150V97H149ZM151 99H152V97H151ZM150 99V100H151ZM233 99V98H232ZM243 99V100H244ZM247 99V98H246ZM245 99V100H246ZM250 99V98H249ZM140 100V99H139ZM166 100V99H165ZM187 100V99H186ZM203 100V99H202ZM212 100V99H211ZM243 100H242V102L241 103H244L243 102ZM244 100V101H245ZM248 100V99H247ZM251 100H253V99H251ZM250 100V104H251V102H255V100H256V98L253 100V101H251ZM68 101H70V102H75V101H80V109L78 108H74L75 107V105H69V107H66V108H64V109H62L61 108V106H56V107H53V108H49L48 107V105H51V104H62V103H68ZM126 101V100H125ZM167 101V100H166ZM230 101V100H229ZM263 101V100H262ZM62 102V103H61ZM127 102V101H126ZM140 102V101H139ZM228 102V101H227ZM79 103V102H78ZM124 103V102H123ZM136 103H138V102H136ZM182 103H184V102H182ZM202 103V102H201ZM233 103V102H232ZM232 103H230L231 105H233ZM249 103V101L247 102L246 101V104H248ZM252 103V104H253ZM126 104V103H125ZM128 104V103H127ZM126 104V105H127ZM133 104H135V103H133ZM139 104V103H138ZM144 104V103H143ZM227 104V103H226ZM251 104V105H252ZM255 104H256V102H255ZM259 104H261L262 105V103L260 102ZM77 105V104H76ZM79 105V104H78ZM119 105V104H118ZM123 105V104H122ZM131 106H133L132 104H130ZM196 105V104H195ZM212 105H213V103H212ZM239 105V104H238ZM258 105V104H257ZM264 105V104H263ZM68 106V105H67ZM120 106V105H119ZM135 106L136 105H134V108H135ZM138 106V105H137ZM248 106L249 105H247L246 106V108H245V106H244V108L243 109H247L248 108ZM255 105H253V107H254ZM79 107V106H78ZM126 107V106H125ZM140 107V106H139ZM175 107V106H174ZM224 107V106H223ZM226 107V106H225ZM225 107H224V110H225ZM228 107V106H227ZM257 107V106H256ZM255 107V108H256ZM260 107V106H259ZM72 110H71V109ZM122 108H124L123 106H122ZM212 108V107H211ZM228 108H230V107H228ZM233 108V107H232ZM231 108V109H232ZM254 108V109H255ZM258 108V107H257ZM262 108V107H261ZM36 109V110H35ZM73 109H77V110H73ZM231 109H229V110H231ZM240 109V108H239ZM238 109V110H239ZM252 109V108H251ZM264 109V108H263ZM18 110V109H17ZM110 110V111H109ZM113 110V111H112ZM124 110H126V109H124ZM132 110V109H131ZM138 110H139V108H138ZM227 111L228 112V114H229V112H231V111ZM237 110V109H236ZM238 110H237V112H238ZM247 110H249V108L247 109ZM256 110V109H255ZM14 111V110H13ZM21 111H19V112H21ZM121 111V110H120ZM134 111H137V110H134ZM226 111V110H225ZM233 111V110H232ZM257 111V110H256ZM16 112V111H15ZM19 112H17V113H19ZM124 112V111H123ZM128 112V111H127ZM133 112V111H132ZM203 112V111H202ZM242 112V111H241ZM247 112H248V114H249V112L250 111H246L245 113L247 114ZM251 112H253V111H251ZM14 113V112H13ZM146 113V112H145ZM144 112H143V114H145ZM174 113V112H173ZM178 113V112H177ZM225 113V112H224ZM254 113H255V111H254ZM10 114V113H9ZM21 114V113H20ZM23 114H25L24 116H23ZM90 114V115H89ZM127 114V113H126ZM147 114V113H146ZM149 114V113H148ZM171 114V113H170ZM218 114V113H217ZM238 114V113H237ZM240 114V113H239ZM251 114V113H250ZM264 114V113H263ZM10 115H12V114H10ZM19 114H17V116H18ZM110 115V116H109ZM134 115V114H133ZM136 115V114H135ZM160 115V114H159ZM180 115V114H179ZM211 115V114H210ZM224 115V114H223ZM230 115V114H229ZM235 115V114H234ZM245 115V114H244ZM252 115V114H251ZM254 115V114H253ZM260 115H261V113H260ZM13 116V115H12ZM109 116V117H108ZM129 116H132V115H130L129 114ZM149 116V115H148ZM169 116V115H168ZM174 116V115H173ZM212 116V115H211ZM214 116V115H213ZM227 116V115H226ZM233 116V115H232ZM231 116V117H232ZM240 116V115H239ZM246 116V115H245ZM144 117V118H143ZM142 118L143 119H145V115L143 116ZM164 117V116H163ZM225 117V116H224ZM223 117V118H224ZM248 117V116H247ZM251 117V116H250ZM254 117V116H253ZM261 117H264V116H262L261 115ZM13 118H16V114H15V116L13 117ZM132 118H134V117H132ZM141 118V120L143 121L142 123H143V125H144V122L146 123V119H145V121L143 120ZM165 118V117H164ZM177 118V117H176ZM205 118V117H204ZM229 118V117H228ZM235 118H236V116H235ZM242 119V117H238L236 120H234V121H237L238 119ZM243 118H245V117H243ZM18 119V118H17ZM126 121H125V120ZM136 119V118H135ZM150 119V118H149ZM159 119V118H158ZM217 119V118H216ZM231 119V118H230ZM239 119V120H240ZM248 119V118H247ZM249 119H251V118H249ZM258 119H260V118H258ZM258 119H256V120H258ZM165 120V119H164ZM223 120H225V118L223 119ZM260 120H262V119H260ZM106 121V120H105ZM104 121V122H105ZM149 121V120H148ZM152 120L150 119V122H151ZM24 122V123H25ZM96 122V121H95ZM94 122V123H95ZM98 122V121H97ZM96 122V123H97ZM133 122V121H132ZM227 122L228 121H224V123H223V127H221V128H224V129H222V130H228L229 128H227V127H229V126H227L226 128L227 129H225V127H224V124H227ZM229 122H232V120L230 121L229 120ZM238 122V121H237ZM237 122H235V124L237 123ZM259 121H257V123H258ZM264 122V121H263ZM2 124H3V122H1ZM6 124H7V122H5ZM17 123H18V121H17ZM142 123H141V125H142ZM208 123V122H207ZM239 123V122H238ZM242 123L244 124L245 122H244V119L242 120ZM249 123V122H248ZM256 123V124H257ZM261 123V122H260ZM76 124V125H75ZM131 124V123H130ZM137 124V123H136ZM135 124V125H136ZM151 123H148L147 122V125H150ZM159 124H161V123H159ZM163 124V123H162ZM215 124V123H214ZM241 124V123H240ZM242 124V125H243ZM15 125V124H14ZM75 125V126H74ZM100 125V124H99ZM109 125V124H108ZM112 125H109V126H112ZM127 125V124H126ZM126 125H124V127H126ZM142 125V126H143ZM146 125V127H148ZM152 125V124H151ZM171 125V124H170ZM220 125V124H219ZM228 125H230L229 123H228ZM232 125H233V122H232ZM248 125H250V124H248ZM260 125V124H259ZM6 126H8V125H6ZM11 126V125H10ZM20 126V127H21ZM82 126V125H81ZM87 126H88V124H87ZM92 127H94L93 125H91ZM102 126V125H101ZM100 126V127H101ZM108 126V127H109ZM132 127H133V125H131ZM205 126H207V125H205ZM226 126V125H225ZM238 126V125H237ZM1 127V126H0ZM4 127V126H3ZM90 127V126H89ZM145 127V128H146ZM164 127V126H163ZM190 127V126H189ZM257 127V126H256ZM84 128H85V125H84ZM103 128V127H102ZM110 128V127H109ZM108 128V129H109ZM113 128H115V127H113ZM117 128V129H118ZM134 128V127H133ZM133 128H132V131H133ZM202 128V127H201ZM219 128H220V126H219ZM14 129H15V127H14ZM19 129V128H18ZM82 129H83V127H82ZM94 129V128H93ZM104 129V128H103ZM103 129H101L102 130V132L104 131ZM112 129V128H111ZM116 129V130H117ZM119 129H121V128H119ZM198 129V128H197ZM238 129H239V127H238ZM237 129V130H238ZM1 130V129H0ZM17 130V129H16ZM96 130V129H95ZM131 130V129H130ZM158 130H160V129H158ZM209 130V129H208ZM245 130V129H244ZM243 129H240L238 132H235L234 130V132L232 133V132H230V130L229 131H227L226 133H224L226 136H227V138L226 139H228V137L229 136H233V134L235 135L236 133H238V135L236 136L235 135V138H237V140H238V142L242 139L241 137H243V135H244V131ZM251 130V129H250ZM74 131H75V129H74ZM79 132L81 131V130H78ZM84 131H85V129H84ZM129 131V130H128ZM127 131V132H128ZM141 131V130H140ZM214 131V130H213ZM231 131H232V129H231ZM15 132V131H14ZM82 132H83V130H82ZM81 132V133H82ZM90 132H92V131H89L88 133L90 134ZM95 132V131H94ZM99 132H101V131H99ZM98 132V133H99ZM130 132V131H129ZM187 132V131H186ZM195 132V131H194ZM222 131H220V133H221ZM245 132H246V130H245ZM1 133V132H0ZM74 133V132H73ZM78 133V132H77ZM93 133V132H92ZM97 133V134H98ZM105 133H108V135H110L109 134V132H107V131H105ZM115 133V132H114ZM123 133H125V132H123ZM141 133V132H140ZM143 133V132H142ZM146 133V132H145ZM213 133V132H212ZM223 133V132H222ZM130 134V133H129ZM77 135V134H76ZM79 135V134H78ZM81 135V134H80ZM83 135H85V134H83ZM82 135V136H83ZM86 135H88V134H86ZM85 135V136H86ZM100 136L98 137V136H96V138L98 137V139H107V138H105V136H106V134H99ZM113 135V134H112ZM117 135H119V134H117ZM120 135H122V133L120 134ZM126 135V133L124 134V136ZM217 135V134H216ZM223 135V134H222ZM258 135V134H257ZM256 135V136H257ZM13 136H16V135H14V133H13ZM16 136V137H17ZM72 136V135H71ZM70 136V137H71ZM123 136V137H124ZM135 136V135H134ZM134 136H132V137H134ZM139 136H141L140 134H139ZM148 136V135H147ZM225 136V137H226ZM255 136V137H256ZM263 136V135H262ZM261 135H258V137L255 139L256 141V143L254 142V140L252 141V139H249V140H251L250 141V143L252 142V143H255V146H257V145H259V144H261V142L262 141H260L261 140V138L263 139V137H262ZM94 137V136H93ZM92 137V138H93ZM110 137V136H109ZM108 137V138H109ZM155 137V136H154ZM195 137V136H194ZM220 138H221V136H219ZM219 137H216V138H219ZM223 137V136H222ZM259 137H261V138H259ZM19 138V139H20ZM77 138V137H76ZM75 138V139H76ZM82 138V137H81ZM84 138V137H83ZM88 138V137H87ZM118 138H119V136H118ZM117 138V139H118ZM241 138V139H240ZM251 138H253V137H251ZM12 140H13V138H11ZM78 139V138H77ZM97 139V140H98ZM133 139V138H132ZM131 139V140H132ZM222 139H224V137L223 138H221V140L220 141H222ZM240 139V140H239ZM254 139V138H253ZM11 140V141H12ZM18 140V139H17ZM64 140H65V142H64ZM90 140V139H89ZM88 140V141H89ZM92 140V139H91ZM94 140V139H93ZM99 140V141H100ZM101 140V141H102ZM108 140V142H110L109 141V139H107ZM111 140H112V138H111ZM129 140V139H128ZM135 140V139H134ZM139 140V139H138ZM14 141V140H13ZM69 141H70V139H69ZM96 141V140H95ZM121 141V140H120ZM122 141H123V139H122ZM232 141H235V143H236V140L234 139V140H232ZM243 141V140H242ZM15 142V141H14ZM17 142V141H16ZM20 142V141H19ZM85 142V141H84ZM87 142V141H86ZM118 142V141H117ZM128 141L126 140V143H127ZM129 142H131L130 140H129ZM137 142V141H136ZM167 142V141H166ZM215 142H216V140H215ZM217 142H218V139H217ZM216 142V143H217ZM241 142V141H240ZM260 142V143H259ZM95 143V142H94ZM97 143V142H96ZM100 143V142H99ZM104 143H106V141L104 142ZM114 143V142H113ZM120 143V142H119ZM132 143V142H131ZM130 143V144H131ZM162 143V142H161ZM182 143V142H181ZM197 143V142H196ZM212 143V142H211ZM231 143V142H230ZM245 143V142H244ZM244 143H242V144H244ZM8 144V145H7ZM83 144H85V143H83ZM87 144H89L88 142H87ZM121 144V143H120ZM120 144H118V146L120 145ZM187 144V143H186ZM204 144V143H203ZM218 145L220 144V142H218L217 143ZM240 144V143H239ZM104 145V144H103ZM106 145V144H105ZM128 145H129V143H128ZM133 145V144H132ZM135 145V144H134ZM171 145V144H170ZM184 145V144H183ZM182 145V146H183ZM197 145V144H196ZM208 145V144H207ZM214 145V144H213ZM232 145V144H231ZM234 145V144H233ZM232 145V146H233ZM248 145V144H247ZM250 145V144H249ZM264 145V144H263ZM7 146V147H6ZM107 146V145H106ZM115 147L114 145H111V146H109L108 145V147H111V149H108V148H106V149H108V150H113L114 148L113 147ZM116 146H117V143H116ZM121 146V145H120ZM124 146H125V143H124ZM131 146V145H130ZM136 146V145H135ZM217 146V145H216ZM220 146V145H219ZM236 146V145H235ZM234 146V147H235ZM253 146H254V144H253ZM254 146V147H255ZM105 147V146H104ZM163 147V146H162ZM161 147V148H162ZM180 147V146H179ZM199 147V146H198ZM198 147H197V149H198ZM207 147V146H206ZM211 146H209V148H210ZM227 147V146H226ZM239 147H240V145H239ZM250 147V146H249ZM253 147V148H254ZM263 147V146H262ZM87 148V149H86ZM88 148H89V150H88ZM116 148L117 147H115V151H117L116 150ZM124 148V147H123ZM158 148V147H157ZM169 148V147H168ZM200 148H205V147H200ZM216 148V147H215ZM217 148H218V146H217ZM236 148V147H235ZM234 148V149H235ZM242 148H243V146H242ZM260 148H261V146H260ZM260 148H259V150H260ZM118 149V148H117ZM156 149V148H155ZM195 149V148H194ZM207 149H208V147H207ZM212 149V148H211ZM223 149V148H222ZM225 149V148H224ZM228 149V148H227ZM252 149V148H251ZM258 149V148H257ZM104 150V149H103ZM118 150H120V149H118ZM123 150H125V149H123ZM151 150V149H150ZM243 150V149H242ZM248 150V149H247ZM253 150V149H252ZM256 150V149H255ZM127 151V150H126ZM146 151V150H145ZM211 151V150H210ZM216 151V150H215ZM219 151V150H218ZM228 151V150H227ZM237 151V150H236ZM257 151V150H256ZM94 152H97L96 154L94 153ZM147 152V151H146ZM149 152V151H148ZM152 152V151H151ZM171 152V151H170ZM199 152H201V154H203L202 152H204L203 150H201V151H199ZM208 152V151H207ZM242 152V151H241ZM260 152V151H259ZM103 153V152H102ZM113 153V152H112ZM195 153V152H194ZM212 153H214V152H211V153H209V154H211L212 155ZM217 153V152H216ZM215 153V154H216ZM258 153V152H257ZM101 154V153H100ZM104 154V153H103ZM106 154V153H105ZM104 154V155H105ZM107 154H110V153H107ZM134 154V153H133ZM147 154V153H146ZM152 154V153H151ZM162 154V153H161ZM192 154V153H191ZM196 154H198L197 152H196ZM208 154V153H207ZM136 155V154H135ZM165 155H166V153H165ZM169 155V154H168ZM204 155V154H203ZM214 155V154H213ZM218 155V154H217ZM216 155V156H217ZM235 155V154H234ZM262 155V154H261ZM260 155V156H261ZM82 156V157H83ZM98 156V155H97ZM96 156V157H97ZM142 157V156H144V155H139V156H137L138 158V161H139V157ZM146 156V155H145ZM147 156H149V155H147ZM157 156V155H156ZM189 156H192V155H189ZM264 156V155H263ZM99 157H100V155H99ZM102 157V156H101ZM109 157V156H108ZM126 157H128V156H126ZM132 157H134V156H132ZM195 157V156H194ZM201 157V156H200ZM203 157V156H202ZM208 157V156H207ZM94 158V157H93ZM93 158H92V160H93ZM105 158V157H104ZM129 158H131V157H129ZM134 158H136V156L134 157ZM188 158V157H187ZM197 158H199V157H197ZM219 158V157H218ZM231 158V157H230ZM253 158V157H252ZM40 159H38V160H40ZM83 159V158H82ZM81 159V160H82ZM161 159V158H160ZM203 159V158H202ZM217 159V158H216ZM4 160V159H3ZM24 160V159H23ZM23 160H21L22 162H23ZM27 160V159H26ZM44 160V159H43ZM62 160V159H61ZM81 160H79V161H81ZM193 160H196V159H194L193 158ZM231 160V159H230ZM239 160V159H238ZM254 160V159H253ZM28 161V160H27ZM60 161V160H59ZM138 161L136 162V159H131L130 160V163H131V166L133 167L132 169L133 170H135V168H134V166L136 167L137 165H138ZM170 161V160H169ZM246 161V160H245ZM250 161V160H249ZM260 161H262V160H260ZM32 162V161H31ZM58 162V161H57ZM74 162V161H73ZM82 162V161H81ZM98 162V161H97ZM172 162V161H171ZM221 162V161H220ZM255 162V161H254ZM264 162V161H263ZM41 163V162H40ZM59 163H61V162H59ZM69 163V162H68ZM79 163V162H78ZM100 163V162H99ZM110 163V162H109ZM142 163V162H141ZM169 164H170V162H168ZM193 163V162H192ZM192 163L190 162V164L192 165ZM258 163H259V161H258ZM27 164V163H26ZM25 164V165H26ZM43 164V163H42ZM77 164V163H76ZM86 164V163H85ZM84 164V165H85ZM129 164V163H128ZM143 164V163H142ZM168 164V166H170V165H172V164H170L169 165ZM215 164V163H214ZM4 165V164H3ZM7 165H9V164H7ZM30 165V164H29ZM127 165V164H126ZM161 165V164H160ZM163 165L165 166V168L167 167V165L166 164H164L163 163ZM174 165V164H173ZM190 165V166H191ZM194 165H196V167L198 166L197 164H194ZM204 165V164H203ZM238 165V164H237ZM260 165V164H259ZM2 166V165H1ZM44 166V164L43 165H41V164H39V162L38 163H35V164H32V166L29 168V169H27L26 167V169H24V171L26 172V175H29V177H32V179L34 180H42L43 179V177H44V175H45V172H46V169H44L45 167H43ZM49 166H50V164H49ZM118 166V165H117ZM130 166V165H129ZM163 166V167H164ZM236 166V165H235ZM52 167V166H51ZM53 167H54V164H53ZM108 167V166H107ZM138 168H140L141 167V165H140V161H139V166H137ZM160 167V166H159ZM193 167V166H192ZM195 167V166H194ZM196 167L194 168V169H196ZM264 167V166H263ZM24 168V167H23ZM109 168V167H108ZM116 168V167H115ZM162 168V167H161ZM169 168V167H168ZM168 168H167V171H168ZM214 168V167H213ZM252 168V167H251ZM21 169V168H20ZM66 169V168H65ZM249 169V168H248ZM247 169V170H248ZM57 170V169H56ZM83 170V169H82ZM100 170V169H99ZM111 170V169H110ZM119 170V169H118ZM121 170V169H120ZM141 170V169H140ZM165 169L163 168V172H166V175L168 174L167 173V171L165 170ZM172 170H174V167H173V169H171V175H172V173H173V171ZM207 170V169H206ZM211 170V169H210ZM230 170V169H229ZM237 170V173H239V172H241V170H240V167L239 168H237L236 169ZM5 171V170H4ZM48 171V170H47ZM52 171V170H51ZM69 171V170H68ZM72 171H74V170H72ZM92 171V170H91ZM137 171H138V169H137ZM151 171H152V169H151ZM150 171V172H151ZM232 171V170H231ZM249 171H252V169H250ZM248 171V172H249ZM253 173L255 174V172L257 173L259 170H258V166L257 165H254L253 166ZM260 171L261 172H263L264 173V169H261L260 168ZM259 171V172H260ZM57 172V171H56ZM75 172H77V171H75ZM111 172V171H110ZM113 172V171H112ZM160 172V171H159ZM169 172V171H168ZM186 172V171H185ZM185 172H183V174H185L186 175V173ZM228 172V171H227ZM230 172V171H229ZM258 172V173H259ZM147 173H148V171H147ZM154 173V172H153ZM58 174V173H57ZM60 174V173H59ZM68 174V173H67ZM81 174V173H80ZM84 174V173H83ZM107 174V173H106ZM109 174V173H108ZM162 174V173H161ZM198 174V173H197ZM223 174V173H222ZM235 172H234V177H235ZM241 174V173H240ZM245 174V173H244ZM251 175H253V176H256V175H254V174H252V173H250ZM250 174H247V175H250ZM259 174H261V173H259ZM73 175V174H72ZM95 175V174H94ZM124 175V174H123ZM178 175H179V173H178ZM187 175L188 176H190L188 173H187ZM200 175V174H199ZM207 175V174H206ZM220 175V174H219ZM218 175V176H219ZM250 175V176H251ZM58 176V175H57ZM65 176V175H64ZM69 176V175H68ZM67 176V177H68ZM70 176H71V174H70ZM78 176V175H77ZM80 176V175H79ZM114 176H116V175H114ZM122 176V175H121ZM141 176V175H140ZM161 176V175H160ZM162 176H163V174H162ZM174 176V175H173ZM176 176H177V173H176ZM176 176H174V177H176ZM183 176V175H182ZM188 176L186 177V178H188ZM209 176H211V175H209ZM223 176V175H222ZM231 176V175H230ZM238 176H240V175H238ZM246 176V175H245ZM55 177V176H54ZM95 177V176H94ZM104 177H105V175H104ZM165 177V176H164ZM163 177V178H164ZM167 177V176H166ZM184 177V176H183ZM198 177V176H197ZM232 177V176H231ZM63 178V177H62ZM96 178V177H95ZM125 178H127V177H125ZM170 178V177H169ZM215 178H218V177H216L215 176ZM237 177H235V179H236ZM245 178V177H244ZM257 178V177H256ZM12 179V178H11ZM84 179V178H83ZM90 179V178H89ZM88 179V180H89ZM109 179V178H108ZM144 179V178H143ZM177 179V178H176ZM176 179H175V181L174 182H172V183H175V182H177L176 181ZM178 179H179V177H178ZM181 179H183V178H181V176H180V179L179 180H181ZM189 179V180H188ZM188 179H186L187 181H190V178H188ZM220 179V178H219ZM231 179V178H230ZM239 179V178H238ZM243 179V178H242ZM18 180V179H17ZM50 180V179H49ZM54 180H55V178H54ZM66 180V179H65ZM80 180V179H79ZM95 180V179H94ZM98 180H99V178H98ZM98 180H96L95 182H93L92 180V184H88V186H86V184L90 181H86L84 184L82 183V182H80V184H74L73 185V187H72V190L70 191V193L72 192V195H77V196H79V195H87V196H89V195H91V193H94V191L96 190H98V186H100V182L98 181ZM151 180V179H150ZM149 180V181H150ZM166 180V179H165ZM169 180V179H168ZM167 180V181H168ZM173 180V179H172ZM198 180V179H197ZM213 180V179H212ZM216 180V179H215ZM226 180V179H225ZM228 180V179H227ZM240 180L241 179H239V184H240ZM255 180V179H254ZM260 180V179H259ZM109 181H111V180H109ZM161 181H163L162 179H161ZM18 182V181H17ZM49 182V181H48ZM64 182V181H63ZM66 182V181H65ZM70 182V181H69ZM120 182V184H116V187L114 186V188H110V187H108L109 189L106 191V195H107V197H109L110 199H111V205H112V209H113V211H114V216H116V217H118V218H120V217H122V215H128L129 216V214L134 210V209H140V207H141V205H139V202L138 201H136V199L139 197L140 199H141V197L140 196H138L136 193V190L137 189H134L133 187H131V186H129V183L127 182V179H123L122 178V180H120L119 181ZM182 182V181H181ZM206 182V181H205ZM204 182V183H205ZM214 182V181H213ZM237 182V180H236V184L238 183ZM260 182V181H259ZM262 182V181H261ZM7 183V182H6ZM36 183V182H35ZM58 183V182H57ZM74 183V182H73ZM79 183V182H78ZM82 183V184H81ZM159 183V182H158ZM172 183H171V185H172ZM185 183H187V182H185ZM189 183V182H188ZM188 183L186 184L187 186H188ZM201 183V185H202V182H200ZM241 183H242V181H241ZM8 184V183H7ZM60 184V183H59ZM67 184V183H66ZM160 185H161V183H159ZM158 184V185H159ZM163 184V183H162ZM199 184V183H198ZM10 185V184H9ZM47 185V184H46ZM90 185V186H89ZM103 185V184H102ZM106 185H109L108 183L106 184ZM159 185V186H160ZM164 185V184H163ZM162 185V186H163ZM231 185H232V183H231ZM242 185V184H241ZM259 185V184H258ZM262 185V184H261ZM1 187L3 186L2 184L0 185ZM13 186V185H12ZM50 186V185H49ZM56 186V185H55ZM133 186V185H132ZM207 186V185H206ZM209 186V185H208ZM214 186V185H213ZM213 186H211V188L213 187ZM235 186V185H234ZM238 186L239 185H237V188H238ZM260 186V185H259ZM47 187V186H46ZM112 187V186H111ZM158 187V186H157ZM178 187H179V189L181 188V184H178ZM182 187H184V186H182ZM189 187V186H188ZM195 187H199V186H195ZM226 187L227 188H229V185H226ZM226 187H224V189L226 188ZM236 187V186H235ZM240 187L241 186H239V189H237V188H231V189H233L232 191L234 192V190L236 189V190H241L240 189ZM244 187V186H243ZM262 187H263V185H262ZM3 188V187H2ZM4 188H5V186H4ZM40 188V187H39ZM56 188H57V186H56ZM62 188V187H61ZM68 188V187H67ZM160 188H161V186H160ZM167 188H169V186L167 187ZM222 188V187H221ZM226 188V189H227ZM260 188H261V186H260ZM264 188V187H263ZM10 189V188H9ZM70 189V188H69ZM68 189V190H69ZM175 189V188H174ZM184 190H185V192L188 190H186V187H184L183 188ZM189 189H190V187H189ZM196 189V188H195ZM223 189V190H224ZM3 190V189H2ZM19 190H20V188H19ZM19 190H17L18 192H19ZM25 190V189H24ZM156 190V192H157V189H155ZM154 190V191H155ZM169 190H171V189H169ZM173 190V189H172ZM177 190H178V188H177ZM180 190H182V188L180 189ZM180 190H178V191H180ZM183 190V191H184ZM199 190V189H198ZM221 190V189H220ZM244 190V189H243ZM243 190L242 191H240V192H243ZM261 190V189H260ZM259 190V191H260ZM263 190V189H262ZM261 190V192L263 193V191ZM58 191V190H57ZM95 191V192H96ZM101 191H102V189H101ZM175 191V190H174ZM178 191H176V192H178ZM230 191V190H229ZM232 191H230V194H231V192ZM9 192V191H8ZM16 192V191H15ZM18 192H17V194H18ZM21 192V191H20ZM63 192V191H62ZM69 192V191H68ZM181 192V191H180ZM219 192V191H218ZM236 192V191H235ZM234 192V194H233V196L236 194ZM258 192V191H257ZM10 193V192H9ZM13 193V192H12ZM24 193V192H23ZM27 193V192H26ZM29 193V192H28ZM27 193V194H28ZM35 193V192H34ZM48 193V192H47ZM171 193V192H170ZM183 193V192H182ZM196 193V192H195ZM222 193H224V192H222ZM221 193V194H222ZM238 193V192H237ZM4 194H6V193H4ZM57 194V193H56ZM95 194H97V195H95V197H93V196H91L90 198H88L87 196V199H89V202L90 203H92V201H95V200H97V199H102V201H104V197L106 198V195H105V192H101V193H99V191H97ZM149 194V193H148ZM151 194V193H150ZM178 194H180V193H178ZM177 194V195H178ZM191 194V193H190ZM200 194H202V193H200ZM220 194V193H219ZM1 195H2V193H1ZM71 195V196H72ZM84 195L82 196V197H84ZM153 195H154V192H153ZM152 195V198L154 199V196ZM166 195V194H165ZM176 195V196H177ZM182 195V194H181ZM189 195V194H188ZM195 195V194H194ZM218 195V194H217ZM228 195H229V192H228ZM227 194L225 195V194H223V196H226L227 198H224L223 197V199L221 198V195H220V198H221V200L219 199L218 200V202H216V200L214 201V199L213 200H211V201H209L210 203H209V208H207V212H205L204 213V215L206 216L204 219H205V221H204V226H206L205 224L207 223V225H208V223L210 222L212 225H213V223H214V225L215 224H217V225H219L220 226V229H222L223 230V233H224V235L223 236H221L223 239H225L226 238V240H228V237H226V236H228V235H230V233H234V234H236L235 232H236V228H235V225L233 224V222H231V220H232V217L234 216V215H236V214H234V215H232V217H231V213L234 211V209H233V211H231L230 210V216H228L227 217V219H229L228 221L226 220V218H224V213H226V212H222V211H220V213H218L217 212V210H218V208L221 206L220 205V203L221 202H223L222 200H224V202H225V200H227V201H230V200H232V203H233V205L237 208L238 207V209L240 210V212H241V214L243 213H245L246 212V210L250 207V205H249V201H248V199H250V197L247 199V197H245V196H247V195H245V196H242V193H241V196H239L238 194V196H234V197H229ZM244 195V194H243ZM4 196V195H3ZM7 196H8V194H7ZM12 196V195H11ZM49 196V195H48ZM69 196H70V194H69ZM142 196V195H141ZM148 196V195H147ZM183 196L185 197V193H183ZM232 196V195H231ZM249 196V195H248ZM20 197V196H19ZM24 197V196H23ZM67 197V196H66ZM146 197V196H145ZM143 197L141 200H142V203H147L148 201H149V198L151 197ZM164 197V196H163ZM166 197V196H165ZM171 197V196H170ZM181 197V196H180ZM229 197V198H228ZM9 198V197H8ZM28 198V197H27ZM37 198V197H36ZM156 198V197H155ZM177 198V197H176ZM194 198V197H193ZM5 199V198H4ZM18 199V198H17ZM44 199V198H43ZM60 199V198H59ZM66 199V198H65ZM86 199V198H85ZM108 199V198H107ZM109 199V200H110ZM139 199V201L141 202V200ZM151 199V198H150ZM153 199H152V201H153ZM173 199V198H172ZM174 199H175V197H174ZM186 199V198H185ZM197 199V198H196ZM228 199H230V200H228ZM252 199V198H251ZM257 199V204H255V205H258L259 206V208H262V209H264V193L262 194V195H260L259 197H257L256 198ZM255 199V200H256ZM7 200V199H6ZM92 200V201H91ZM155 200V199H154ZM169 200V199H168ZM181 200H182V198H181ZM203 200V199H202ZM209 200V199H208ZM4 201V200H3ZM11 201H13V200H11ZM24 201V200H23ZM46 201V200H45ZM102 201H98L97 200V202H100V204L102 203ZM163 201V200H162ZM165 201V200H164ZM163 201V202H164ZM34 202V201H33ZM43 202V201H42ZM162 202V203H163ZM174 202H175V200H174ZM180 202V201H179ZM182 202V201H181ZM24 203V202H23ZM90 203H88L89 205L88 206H91L90 205ZM95 202H93L92 203V206H93V204H94ZM105 203V202H104ZM108 203V202H107ZM106 203V204H107ZM144 203V204H145ZM161 203V204H162ZM169 203H171V202H169ZM169 203H168V205H169ZM228 203V202H227ZM252 204H253V202H251ZM61 204V203H60ZM66 204V203H65ZM99 204V205H100ZM143 204V205H144ZM147 204H149V205H151L150 203H147ZM157 204V203H156ZM173 204V203H172ZM175 205H176V203H174ZM177 204H178V201H177ZM189 204V203H188ZM8 205V204H7ZM28 205V204H27ZM97 205V207L99 206L98 204H96ZM137 205V206H136ZM146 205V204H145ZM148 205V206H149ZM165 205V204H164ZM198 205V204H197ZM220 205V206H219ZM227 205V204H226ZM248 205H249V207H248ZM163 206V205H162ZM166 206V205H165ZM219 206V207H218ZM258 206H257V208H258ZM12 207V206H11ZM94 207V206H93ZM96 207V208H97ZM157 207V206H156ZM164 207V206H163ZM162 207V208H163ZM225 207H228V206H225ZM21 208V207H20ZM63 208H65V207H63ZM69 208V207H68ZM92 208V207H91ZM90 208V209H91ZM100 208V207H99ZM104 208H105V206H104ZM144 208V210H146L147 209V205H146V209H145V206L143 207ZM143 208H142V211H144L143 210ZM154 208V207H153ZM158 208V207H157ZM157 208H155V210L157 209ZM159 208L161 209V206H159ZM157 209V210H160V209ZM176 208V207H175ZM222 208V207H221ZM231 208V207H230ZM233 208V207H232ZM255 208H256V206H255ZM258 208V210H260ZM9 209V208H8ZM23 209V208H22ZM71 209V208H70ZM79 209V208H78ZM225 209V208H224ZM261 209V210H262ZM7 210V209H6ZM76 210V209H75ZM87 210V209H86ZM102 210V208L100 209V211ZM171 210H174L173 209V207H172V209L170 208V207H166V209H164V210H161L162 211V213H163V215L166 217H168V219H170V218H173L174 220L176 219V218H174V217H176V215H177V213L175 212V211H172V213L173 214H175V216L174 217H171V216H168L169 215V213H171ZM205 210V209H204ZM227 210H228V208H227ZM237 210V209H236ZM235 210V211H236ZM260 210V211H261ZM113 211H110V212H113ZM140 211V210H139ZM168 211H170V212H168ZM178 211H180V210H178ZM249 211V210H248ZM260 211H258L259 213H260ZM10 212V211H9ZM81 212V211H80ZM85 212V211H84ZM136 212H137V210H136ZM146 212V211H145ZM157 212V215H160V213L158 212V211H156ZM155 212V213H156ZM168 212V213H167ZM175 212V213H174ZM204 212V211H203ZM229 212V211H228ZM263 212V211H262ZM91 213V212H90ZM99 213V212H98ZM135 213V212H134ZM140 213H141V211H140ZM139 213V214H140ZM159 213V214H158ZM172 213H171V215H172ZM8 214V213H7ZM68 214V213H67ZM109 214V213H108ZM112 213H110V215H111ZM133 214V213H132ZM131 214V215H132ZM130 215V216H131ZM141 215H145L146 216V213L145 214H141ZM163 215H162V217H163ZM180 215V214H179ZM178 215V216H179ZM189 215H191V214H189ZM229 215V214H228ZM63 216V215H62ZM79 216V215H78ZM105 216V215H104ZM112 216V215H111ZM120 216V217H119ZM129 216V217H130ZM135 215H133V217H134ZM156 216V215H155ZM173 216V215H172ZM186 216V215H185ZM237 216H239V215H236V218H234V219H237ZM258 216H259V214H258ZM59 217V216H58ZM76 217V216H75ZM132 217V216H131ZM158 218L160 217V216H157ZM202 217V216H201ZM117 218V219H118ZM128 218V217H127ZM156 218V217H155ZM155 218H154V220H155ZM157 218V219H158ZM164 218V217H163ZM162 218V219H163ZM241 218V217H240ZM41 219V218H40ZM49 219V218H48ZM62 219V218H61ZM98 219V218H97ZM136 219V218H135ZM142 219H143V217H142ZM161 219V218H160ZM159 219V220H160ZM167 219V218H166ZM166 219L164 220V224H163V228H166L167 226H168V224H167V226L166 227H164V225H165V221H166ZM168 219H167V222H170V221H168ZM187 219V218H186ZM201 219V218H200ZM233 219V220H234ZM255 219V218H254ZM261 219V218H260ZM264 219V218H263ZM39 220V219H38ZM37 220V221H38ZM130 220V219H129ZM138 220V219H137ZM137 220H136V223H137ZM154 220H152L153 222V225H154ZM180 220H182V219H180ZM190 220L191 219H188V220H186V222H182V223H180L179 224V226L177 227V225L175 226V225H173V223H172V225L173 226H175V227H177V232L175 231V236H174V234L173 233H171L172 232V230L173 229H171V231H170V233L171 234H173V236L171 235V234H169V235H171L172 237H173V239H172V237L171 236H169L168 235V237H170L172 240L169 242V243H167V245L165 244L167 241H169V240H161V241H163V243H164V241H166L165 243H164V245H166V247H164L165 248V250H167L168 252H166L165 250H164V252H163V250H162V252L163 253H165V257H166V254L168 253V257H169V259L171 260V259H175V258H180L181 259V256L182 257H184V259H188L187 257H185L186 255V252H187V246H188V244L190 243H188V244H186V243H184V245L186 244L187 246H186V251H182V250H180V248H179V241H178V239H180L181 238V236H182V234L184 233V231L186 230V228L187 227H189L190 225H191V222H190ZM41 221V220H40ZM141 221V220H140ZM140 221H138V222H140ZM160 221H162V220H160ZM159 221V222H160ZM177 221V220H176ZM197 221V220H196ZM236 221V220H235ZM235 221H234V223H235ZM238 221V220H237ZM264 221V220H263ZM262 221V223H260V224H257V225H255V235H253V237H254V239H253V242H251V244H249V250H250V255H253V257H254V259L253 260H255L254 262L257 264L258 262L260 263H262V262H264V246H263V242H262V237H264V222ZM143 222V221H142ZM158 222V221H157ZM163 222V221H162ZM174 222V221H173ZM46 223V222H45ZM106 223V222H105ZM149 223V222H148ZM171 223V222H170ZM169 223V224H170ZM176 224L177 223H179V219H178V221L177 222H175ZM200 223V222H199ZM209 223V224H210ZM240 223V222H239ZM256 223H257V221H256ZM40 224V223H39ZM42 224V223H41ZM70 224V223H69ZM87 224V223H86ZM93 224V223H92ZM107 224V223H106ZM127 224V223H126ZM140 224V223H139ZM143 224V223H142ZM147 224V223H146ZM157 224L158 223H156V225L154 226V227H156L157 226ZM162 223H160V225H161ZM235 224H237V222L235 223ZM28 225V224H27ZM76 225V224H75ZM84 225V224H83ZM98 225V224H97ZM136 225V224H135ZM147 225H150V224H147ZM193 225V224H192ZM213 225V226H214ZM243 225V224H242ZM22 226V225H21ZM41 226V225H40ZM47 226V225H46ZM88 226V225H87ZM128 226V225H127ZM203 226V225H202ZM209 226V225H208ZM208 226H206V228H208ZM219 226H217V227H219ZM239 226V225H238ZM65 227V226H64ZM92 227V226H91ZM125 227V226H124ZM132 227V226H131ZM150 227H151V225H150ZM193 227V226H192ZM210 227V226H209ZM41 228V227H40ZM42 228H43V226H42ZM72 228V227H71ZM137 228H138V226H137ZM163 228H157L160 232H161V229H163ZM168 228V227H167ZM32 229V228H31ZM44 229V228H43ZM42 229V230H43ZM59 229V228H58ZM139 229H141L140 228V226H139ZM154 229V228H153ZM156 229V230H157ZM193 229V228H192ZM195 229V228H194ZM203 229H205V228H202V230ZM209 229V228H208ZM207 229V230H208ZM239 229V228H238ZM21 230V229H20ZM89 230V229H88ZM107 230V229H106ZM127 230V229H126ZM166 230V229H165ZM188 230V229H187ZM196 230V229H195ZM206 230V229H205ZM206 230V231H207ZM221 230V231H222ZM240 231V233H242V234H245V233H243L244 232V230L245 229H241V227H240V229H239ZM23 231H25V230H23ZM31 231V230H30ZM49 231V230H48ZM65 231V230H64ZM87 231V230H86ZM98 231V230H97ZM128 231H129V229H128ZM154 231H155V229H154ZM151 231V233L154 235V233H156V232H159V231ZM198 231V230H197ZM204 231V230H203ZM203 231H200L201 233L203 232ZM13 232V231H12ZM26 232H27V230H26ZM83 232V231H82ZM85 232V231H84ZM102 232V231H101ZM121 232V231H120ZM160 232H159V235H160ZM192 232H193V230H192ZM195 232V231H194ZM193 232V233H194ZM200 232H198V233H200ZM208 232V231H207ZM214 232V231H213ZM238 232V231H237ZM47 233V232H46ZM87 233V232H86ZM122 233H125V232H122ZM163 233V232H162ZM164 233H166V231L164 232ZM205 233V232H204ZM32 234V233H31ZM40 234V233H39ZM38 234V235H39ZM50 234V233H49ZM61 234V233H60ZM148 234V233H147ZM233 234V235H234ZM11 235L13 236V234L11 233ZM25 235V234H24ZM125 235V234H124ZM149 235V234H148ZM158 235V234H157ZM156 235V236H157ZM191 235L193 236V234L191 233ZM11 236V237H12ZM33 236V235H32ZM61 236V235H60ZM91 236V235H90ZM119 236V235H118ZM128 236V235H127ZM150 236H152L151 234L149 235V237ZM161 236H162V238H165L162 234H161ZM190 236V235H189ZM10 237V236H9ZM23 237V236H22ZM36 237V236H35ZM51 237V236H50ZM64 237V236H63ZM99 237H100V235H99ZM113 237V236H112ZM146 237V236H145ZM160 239H162L160 236H158ZM188 237V236H187ZM186 237V238H187ZM194 237V236H193ZM191 238V240H194L192 243H191V245H189L190 247H191V250L193 249V248H195L196 247V249L195 250H197V249H199V255H200V253L203 255V256H208L209 254H205L204 253V251H205V249H207L206 251H209L208 249L210 248V245H208L209 244V242H208V240L203 236V235H199L198 237H194V238ZM208 237V236H207ZM210 237V236H209ZM216 237H218V236H216ZM230 237V236H229ZM251 237V236H250ZM19 238V239H18ZM17 238V235H16V240H17V242H16V240L15 239H13L14 240V243H12V244H10V243H8L7 245H5L1 250H0V258H1V260H3V262H2V264L4 263V261H5V263L4 264H37V259L38 260H40L39 258H35L36 256H35V253H37V252H34L35 250H36V248H33L32 247V244H35L36 242V239H35V241H34V238L33 237H30V238H33V242H30V243H32L31 244V248L34 250V251H31V250H28L27 249V246L26 245H28L29 244V242H27V243H25V248L28 250V251H31V252H28L25 248H24V243L21 241V238L20 237H18ZM76 238V237H75ZM85 238V237H84ZM118 238V237H117ZM122 238V237H121ZM151 238V237H150ZM153 238L154 237H152V240H153ZM210 238H212V237H210ZM245 238V237H244ZM11 239V238H10ZM27 239V238H26ZM41 239H43V238H41ZM78 239V238H77ZM82 239V238H81ZM120 239V238H119ZM123 239V238H122ZM146 239V238H145ZM149 239V238H148ZM154 239H156L157 240V238H154ZM160 239H159V241H160ZM166 239H167V237H166ZM190 239V238H189ZM189 239H188V241H189ZM223 239L222 240H220V242H221V244H222V242H223ZM230 239H231V237H230ZM235 239H237V238H235ZM12 240V239H11ZM20 240V241H19ZM30 240V239H29ZM28 240V241H29ZM30 240V241H31ZM151 240V239H150ZM149 240V241H150ZM215 240V239H214ZM226 240H224V241H226ZM240 240V239H239ZM18 241H19V244H18ZM24 241V240H23ZM81 241V240H80ZM92 241V240H91ZM94 241V240H93ZM99 241V240H98ZM117 241V240H116ZM122 241V240H121ZM146 241V240H145ZM148 241V242H149ZM210 241V240H209ZM232 241H234L233 239H231V242ZM264 241V240H263ZM21 242V243H20ZM26 242V241H25ZM52 242V241H51ZM55 242V241H54ZM79 242V241H78ZM86 242V241H85ZM97 242V241H96ZM151 243H152V241H150ZM155 241L153 240V243H154ZM187 242V241H186ZM217 242L219 243V245H220V242L217 240ZM23 243V244H22ZM81 243V242H80ZM83 243H84V241H83ZM106 243V242H105ZM127 243V242H126ZM147 243V242H146ZM152 243V244H153ZM156 243V242H155ZM162 243V244H163ZM210 243H211V241H210ZM212 243H213V241H212ZM225 243V242H224ZM228 243H230V241L228 242ZM227 243V244H228ZM235 243H236V240H235ZM247 243H249V242H247ZM22 244V245H21ZM44 244V243H43ZM125 244V243H124ZM130 244V243H129ZM132 244V243H131ZM152 244H151V247H152ZM158 244H159V242H158ZM215 244V243H214ZM226 244V243H225ZM231 244V243H230ZM21 247H23V248H21ZM30 245V244H29ZM28 245V248L30 247ZM38 245V244H37ZM37 245L35 244V246L34 247H37ZM42 244H39V246H41ZM56 245V244H55ZM89 245V244H88ZM150 245V244H149ZM149 245H148V249H149ZM160 245V244H159ZM163 245V246H164ZM218 245V246H219ZM229 245V244H228ZM232 245V244H231ZM38 246V247H39ZM44 246V245H43ZM46 246V245H45ZM74 246V245H73ZM154 246H155V244H154ZM188 246V247H189ZM222 246V245H221ZM80 247H81V245H80ZM123 247V246H122ZM129 248H130V246H128ZM162 247V246H161ZM160 247V248H161ZM190 247H189V250H188V252L189 251H191L190 250ZM209 247V248H208ZM212 247V246H211ZM220 247V246H219ZM222 247H224V246H222ZM40 248V247H39ZM45 248V247H44ZM44 248H43V250L42 251H45L44 250ZM143 248V247H142ZM145 248V247H144ZM147 248V247H146ZM156 248H158V247H156ZM215 248V247H214ZM221 248V247H220ZM220 248H217V249H219V252H221L220 250ZM228 248V247H227ZM232 248V247H231ZM238 248V247H237ZM244 248H246V247H244ZM243 248V249H244ZM38 249V248H37ZM46 250H48L47 248H45ZM124 249V248H123ZM125 249H126V246H125ZM185 249H183V250H185ZM23 250H26L27 251V253H29V255H28V257H29V260H27L28 259V257H27V259L25 258V257H22V255H23ZM66 250V249H65ZM212 250V249H211ZM225 250L226 249H224V251H223V253H225ZM248 250V251H249ZM36 251H38V250H36ZM60 251V250H59ZM79 251V250H78ZM146 252L148 251V250H145ZM150 251V250H149ZM193 251V250H192ZM191 251V252H192ZM205 251V252H206ZM32 252H34V253H32ZM123 252H124V250H123ZM162 252H160V253H162ZM187 252V253H188ZM191 252H189V253H191ZM212 252V251H211ZM218 252V253H219ZM53 253V252H52ZM55 253V252H54ZM69 253V252H68ZM151 253H152V251H151ZM159 253V252H158ZM183 253H185L184 255H182ZM188 253V254H189ZM194 253V252H193ZM196 253V252H195ZM210 253V252H209ZM213 253H215V252H213ZM235 253V252H234ZM33 254V255H32ZM38 254H39V252H38ZM38 254H36L37 256H38ZM47 254V253H46ZM102 254V253H101ZM229 254V253H228ZM231 254V253H230ZM244 254H246V253H244ZM42 254H40V256H41ZM149 255V254H148ZM190 255V254H189ZM191 255H193L192 253H191ZM211 255H212V253H211ZM213 255H215V254H213ZM213 255H212V257H211V259L212 258H215V257H213ZM23 256H25V255H23ZM34 256V258H35V261H33L34 260V258H32ZM141 257H143L142 255H140ZM158 256V255H157ZM162 256H164V254L162 255ZM201 256V255H200ZM215 256H217V255H215ZM46 257V256H45ZM60 257V256H59ZM75 257V256H74ZM99 257V256H98ZM138 257V256H137ZM140 257V258H141ZM156 257V256H155ZM159 257V256H158ZM191 257V256H190ZM190 257H189V260L188 261H190L191 259H190ZM209 257V256H208ZM208 257H206V260L208 259L209 261L211 260L210 259V257L208 258ZM226 257H227V259H228V256L226 255ZM233 257V256H232ZM250 257V256H249ZM26 259V261L24 260V259ZM50 258V257H49ZM119 258V257H118ZM118 258H116V259H118ZM134 258V257H133ZM201 258V257H200ZM216 258H218V256L216 257ZM243 258V257H242ZM245 258V257H244ZM31 259H32V261L33 262H31ZM52 259H53V257H52ZM180 259H179V261H180ZM197 259H198V257H197ZM204 259H205V257H204ZM204 259H203V262H204ZM218 259H221L220 257L218 258ZM226 259V258H225ZM49 260V259H48ZM82 260V259H81ZM121 260V259H120ZM157 260V259H156ZM156 260H154V261H156ZM165 260V259H164ZM168 260V259H167ZM170 260H169V262H170ZM207 260V261H208ZM224 260V259H223ZM243 260V259H242ZM30 261V262H29ZM42 261H46V262H44V264H49V261H47V259L46 258H44L43 259V257H42V260H40V261H38V263L40 262H42ZM115 261V260H114ZM138 261V260H137ZM141 261V260H140ZM159 261V260H158ZM161 261H163V259L161 260ZM187 260H185V262H186ZM196 261H198V260H196ZM221 261H222V259H221ZM244 261H246V263H247V260H244ZM249 261V260H248ZM258 261V262H257ZM24 262H26V263H24ZM29 262V263H28ZM50 262H52V264H53V261H50ZM60 262V261H59ZM66 262V261H65ZM139 262V261H138ZM146 262V261H145ZM167 262V261H166ZM164 263V264H168V263ZM181 262H182V260H181ZM193 263H194V261H192ZM200 264H203V263H201L200 262V260L198 261ZM215 262H216V260H215ZM219 262V261H218ZM217 262V263H218ZM243 262V261H242ZM251 262V261H250ZM0 263H1V261H0ZM39 263V264H40ZM61 263H63V262H61ZM67 263V262H66ZM80 263V262H79ZM102 263V262H101ZM142 263H144V262H142ZM162 263V262H161ZM187 263V262H186ZM185 263V264H186ZM205 263V262H204ZM212 263V262H211ZM222 263V262H221ZM220 263V264H221ZM241 263V262H240ZM249 263V262H248ZM43 264V263H42ZM139 264H141V263H139ZM149 264V263H148ZM155 264V263H154ZM160 264V263H159ZM182 264V263H181ZM183 264H184V262H183ZM207 264V263H206ZM209 264V263H208ZM219 264V263H218ZM224 264V263H223ZM264 264V263H263Z\"/></svg>","mask_w":264,"mask_h":264}]
</instances>
